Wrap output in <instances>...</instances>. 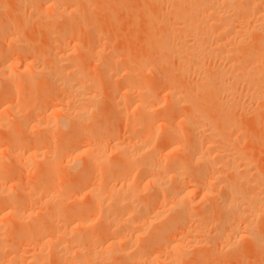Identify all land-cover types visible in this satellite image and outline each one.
Masks as SVG:
<instances>
[{
	"label": "bare ground",
	"instance_id": "obj_1",
	"mask_svg": "<svg viewBox=\"0 0 264 264\" xmlns=\"http://www.w3.org/2000/svg\"><path fill=\"white\" fill-rule=\"evenodd\" d=\"M21 1L18 2V5L21 6V9H22V6H24V5H21V4L24 3V2L26 3L27 1H24V2L23 1L21 2ZM46 1L47 0H45L44 2H46ZM66 1H68L69 4L66 3ZM76 1L77 0H72V1H69V0H48L47 1L48 2V5H47V2L45 3L47 5V7L44 5V3H43V5L46 8H48V12H50L51 14L47 18L46 16H48L49 13L46 14L45 13L46 11L44 12V10H43V12L46 14V16H44V17L47 20H51L53 22V24H56L57 21H61V22L63 21V23H64V21L67 20V17L66 18H63L61 20H60V18H62L61 16H64L63 14L67 10V8H65V7L67 6V4L69 5V9L67 11V14H68L69 11L71 12V14H75L74 11L75 12L78 11V10H75V8L77 9V6L79 7V5H76V7H75L74 3L75 4H78L77 2L79 0L77 2ZM97 1H99V0H97ZM143 1L146 4H148L145 0H143ZM151 1L152 0H149L148 2H151ZM157 1H159V0H157ZM157 1L156 0H153V2L155 4L151 2V3H149L151 5H147V6L144 5V2H143V6H145L146 8L149 6L150 9L153 10L154 8H151V7L153 5H156L158 3ZM20 2H21V4H19ZM63 2H64V4H63ZM159 2H161L160 3L161 5L160 4H157V6L158 5H160V7L162 6L160 10H162V8H164V10L166 9L167 12L166 11L165 12L167 14H169V16H168L169 18L167 17L168 19H164L163 18V16H165V14L162 11V13L164 15L162 14V16H159V19H161V20L158 19L159 21H157L158 13L161 14L160 12H158V11H160V10H158L159 6L158 7L155 6V8L157 7V9H156L157 11H151L149 9L148 12L146 10L144 11V13L145 12H147V13H145V14L143 13L145 19L147 17L145 15H148L149 18L146 19V22H148V25L150 24L151 27H153L152 26L153 24H152V22L147 21L148 19H150V20L153 19V23L155 21L154 19H156V21L159 22L162 25V27H161L162 31L160 29H158V30L156 29L158 31L157 33H159L160 31L161 32L159 33L160 34L159 38L157 37L158 36L157 33H156V35H154V38L157 37L156 38L157 40L153 38V40L155 42V43H153V45L154 44L156 45V43H157L158 46H159L158 48L155 46L157 49H160L161 51L164 50L165 51L164 53H166L168 55V57L171 56V58L173 59V61L175 60V58L177 59L176 61H178V62L176 63V65H177L178 69H176V70L178 71V73H181V74L184 75V73L182 71H184L185 69H187V71L189 69V71H188L189 73L191 72V70L193 72H195L198 75L197 76V79H198V77H200L199 78V82L200 83L202 82V84H200V83H196L195 82L197 80L193 81L192 83H194V82L196 83V85H195L196 88H200L199 85L205 86L204 85L205 83L203 81H201L200 79H203L204 78V81L206 80V88H207L206 91L207 92L206 91H203L204 94L206 93V98L201 103L202 104L203 103L205 104L206 103L205 100L207 99L206 100L207 103L210 102L209 103L210 105L207 104V103L205 104V106H207V108H208V106H209V108H211L213 106V104H214L215 107H217V109H218L217 111L218 112L216 110L215 111L217 113H220V115L218 114V116L221 118V120L217 116V113H214V114H213V112L211 113V111H214V107H213V109H209L211 111L208 110L209 113L207 111V113L209 114V115H207V117H209L211 115V116L214 117V119H216V116H217L218 117L217 119L221 121V122L220 121L218 122V124L220 126H219V128L215 127V126H217V122L214 123L215 125L214 124H211L209 122V120H206V116H203L205 119L204 118L202 119V117L201 118H196L195 116H197V115L195 113L196 112H199V110L196 111V109L194 108L196 112H194V109H193V112L192 113H194L195 115L190 114L192 116V117L190 116L191 117L190 119H192V121H190V122H193V117H195L194 118L195 121L202 119V122H201L202 125H203V123H204V125L206 123H208L209 125L208 124L207 125L209 127L205 125L207 127V129H208L206 131V128L205 129H202L204 127L201 128V126L199 125L200 123L197 122L198 124L195 125L194 128H192L194 126V124H196V122L194 121L195 123H193L192 124L193 126H191L188 123L189 122L188 121L189 119L188 118H185V120L187 122V123L185 122L186 123L185 125L188 124V126H191L190 129L191 130L193 129L192 131H188L189 133H191V134H189V136L190 135L191 136L188 139L189 140L191 139L192 142H191V145H186L187 146V149H186L184 147L185 144H186V143H184V141H186L184 139L186 137L184 138V136H182V133H181V136H179V134H180L179 131H178L179 134L177 135V132H175L177 130V127H175L174 132H172L175 136L174 135H173V137L171 136L172 135V133H171V130L172 129L171 128H172V126H175V123L174 122L177 121V120H181L179 122H182V121H184L182 119L185 117V115H183V113H181V116L182 117L180 116L179 117L180 119H178V115L180 114L181 111L178 110L177 112H173L174 110L176 111L177 109H179L182 105L180 106V104H177L180 101H178L177 99L174 98V94L176 92L174 93V91L172 90V92L170 91V92L167 93V99H169V102L167 100L166 103H169V105H167L166 103L165 104H166V109L168 108L167 110H169V111H166V112H168L167 115L169 117L170 116L172 117V115L175 116L176 113L178 115H176L177 118L176 117H172L171 119L167 116L169 118V120H171L170 122L172 124H174V125L171 126V123L168 122L169 120L167 122H165L166 124L168 123L169 126H170V128L166 129L167 131L170 129L169 130L170 131V134H169V132H167L168 133V136L167 135L165 136L167 138L169 137L168 138L169 141H168V146H167V143L165 144V146L163 144L161 146H164L163 148L169 147V149L171 151H180L184 147L185 149H183V150L184 151L187 150V151L186 152L181 151V153H179V154L182 155L184 153V154H186V157L180 156L181 157L180 158L178 156L179 157L178 158L176 155H175L176 158L175 157L172 158L171 157L172 155L171 156L169 155L170 157H168V154H170L168 152V150L165 149V151H164L163 148H161V147H160V149H162L163 152H165L164 155H163L162 150L160 151V153L159 152L158 153H154V152H157L158 151L157 147H154L157 150H153V146L154 145H152V149L150 147V149H151V151H149L150 153H148V154H146V155H144L142 157L143 153H145L146 150L144 152L143 149H142V151H143L142 152L141 151V148L147 146L148 144L142 146L139 143V141L141 142V140H142V142H144V144H146V142L147 143H149V142L148 141H146V142L144 141V140H146L145 137L142 138V139L140 138L141 140H139L138 138H136V137H139L138 135L135 134V133H137L136 131L134 133V136L132 134L133 132L132 133L131 132L130 133L128 132V131H131V129H133V127H135V126L137 127V125H135L137 119L134 120L135 121L134 126H132L131 129L129 128L130 130L127 131L129 134H132L131 137L132 136L134 137L133 139L127 138V139L131 140L127 144H125V142H124V144H122L123 142L117 141V142H120V143H109V144H111V145H109L108 142H110L111 139H113V142H114V137L113 136H116L117 134H115L116 132H115V130H113L112 127L111 128L110 127L108 128L107 127L108 125L106 123H101V124H105V127H107L108 130L111 129L110 131L107 130L106 134H105V132L104 133L103 132H100V128H102L104 130V127L101 124L100 125L102 127L101 126H100V128L98 127L99 128V131H98L97 125L96 126L94 125L95 129H93L94 127L93 128L91 127L92 130H93L91 132H86V131H84L83 128L82 129L80 128V126H83V124H81V123L82 122H85L83 120L84 119H86V120L88 119V118H84V114L85 113L82 112V111H85L86 110L85 109V106L87 108V106L90 107V105L96 103L95 101H94L95 103L93 102L94 96L92 97L89 94L91 92H93L94 90H96V89H97V91H102V89L99 87V84H97L96 82H93V81L90 82V79H88L89 80L88 83H90V84L93 83L95 85L92 84L93 86L92 85L89 86L87 83L82 84V81L83 82H87L88 81L86 78L82 77L83 75L80 76V75L77 74L76 71H75L76 74L73 73L72 71H70V70H73V68L72 69H69V71L67 70L69 68L68 67L69 64H68V66H66L65 63L68 62L69 59L66 61L65 58H67V57L65 56V52L68 49L67 50L66 49H63L62 46H61V48H60V46L58 47L60 50L54 48L55 50H58L59 52L61 50H63V51L65 50V52H63V51L60 52V53L58 51H54L53 53L49 52L47 54V58L48 59H46V60L49 61V58H50V62H48V61L46 62L45 59H40V61L41 60L43 61L42 63H40V62L37 63L36 62L38 65L36 67L34 66L35 67L34 70H35V74L36 75H34V73H33V75H34L33 77H36L37 78V76H39V78H37L39 80H37L36 82H34L35 86H33L32 88H29V86H28L27 88L31 89L32 91H36L37 92V90H38V92H40L39 89H40V87H42L41 88V92H42L43 89H44L43 87L46 86V85H49V87H48L49 89L45 88L47 90L45 93H42V94H40V93L38 94L37 93L36 96L38 98L36 96H33L34 99H35V100H33V102H31V103L24 102V103L28 104L26 106L29 109H31V110H32V106L33 105H36V108H38V110L41 112L40 106H43L42 102L44 103V105H46L45 103H47L50 100H52L51 98H52L53 94H55L57 91H58L57 93L60 92L61 94L59 93V96H57V97H60L62 95L60 98H62L61 101L64 102V105H63V107L61 106V110H59L60 109V106H59V109L57 111H59V112L61 111L60 113L62 114V116H60V118H62V120H61V122H59L60 120L57 121V122H59V123L56 124V128L57 129H54L55 126L52 129L53 130H59L60 131V134H61V132H64L68 136V139L69 138H72V142H73V140H75V139H73V137L75 138V136H76L77 138L74 141L75 144H77V143L80 144L81 141L78 142L77 140H80L79 137L81 135H82V137L84 135V138H86L85 141H88V142L90 141L91 142L92 140H94L96 142V144H94V143L93 144H94V147L96 145V147H95L96 150L93 149L94 147L92 148L93 149L92 150V149H87L85 146H84L85 147L84 150L83 149L82 150H79V148H82L83 146H80L78 148V150L80 151L81 154L82 153H85L87 155H91V154H93V151L94 150L97 151V152H99L98 150L100 149V152H99V153H101L100 154V157L97 158V160H95V161L97 162V164H101V166H103V170H100L99 175H98L99 180H98L97 183L95 182V185H94L96 187H99L97 185H100V187L97 190L99 192L93 193L95 191L94 188H93L94 191L91 189L92 192L89 194V196L92 194V199L95 198L94 200H96V202H95L96 205L95 206H96V209L97 210L95 211V214L96 215L93 217L92 220H94V218L96 217V220H99L101 223H104L103 225H106L107 226V227H104V229L107 228V230H105V232H102V233H104V235H106L105 233H107L106 239L104 238L105 236L103 238H101L102 241H104V239H105L104 242H106V243H103V244H106L105 247H106L107 251H106L105 247L103 246L101 248H104L105 250L101 249V251L103 250V251H106V252H103V251L101 252L99 250H98L99 251L98 253L95 252L94 249H95L96 246L93 247V244L95 245L94 241L96 239H94V237H93L94 234H92V233L89 234L87 232L85 234L83 232L82 235L80 233V236L78 235L77 237H72V242L69 241V240L68 241H65V240L68 239V238L66 239V236L67 235L65 234L66 236H62V239H63V237H65L64 242H66V243L67 242H69V243L71 242L70 243L71 246L68 247V245L64 244L66 246H63L62 245V247L61 248L59 247V249L58 248H55L56 245H58L57 243H59V242L54 243L55 241H53V240H55V239L58 238V237L56 238V236H57V235H55L56 233L53 235L54 236L53 237V236H50V234H48L49 232H47L46 230H43L42 229V231L47 232V234H46L47 236L45 234H42V231L39 230V229H41L40 227H42V226L38 225V223H37V225L39 227L36 226V230L33 229V230L36 231L35 234H37V235H35V239H37V237H38L39 241L40 240L41 241L43 240L45 245L46 244L52 245L54 243V246H55V247H53L55 249L54 251H56V249L58 250L56 252H53V253H57L58 252L57 253V256H54V257H59L60 258V261H61V259H63L64 261H65V259L67 261H68V259H70L69 261H71L72 264H74L73 263L74 260H72V258H69V257H72V256L74 257L75 256L72 253H74L73 250H74V247H76L75 250L77 249L76 252L77 253L79 252L78 255L79 254L81 255V253L83 255L84 254L83 251L86 253V254H84L83 257L85 259L88 257L87 259H88L89 262H87L85 260L87 264L91 263L92 261L93 262L100 261V262H102L100 264H105V261H109L112 258L113 259L111 261L112 262H115L114 261L115 260L114 259V255H115V257H118L119 258L118 261L116 260V264H133L135 262L137 264H140L142 261L143 262L145 261L147 264H149L148 262L151 263V261H153L152 259H153V257L156 256L155 255L156 253H154L153 257H151L152 254L150 255V253H148L147 255L146 254L143 255V252L145 253V251H143L144 248H138V249H136V246H135V244H136L135 243V240L136 239H140V238L142 239L143 237H145L147 235L146 236V238H147L146 239L147 240L146 241L147 246L145 245L144 247H146L147 250H149V252L152 251L150 249H156V250H159L158 251L159 254L162 251H164L162 253H164L163 255H165V253H169L167 251H170V254L172 256L170 254H168L169 255L168 257H170V256L171 257L174 256V257L172 258L173 260L171 262H169V260H168L170 258H167V262L169 264L170 263L171 264H187L186 262H188L189 264H191L190 262H192L191 261L192 259L190 258L191 260L188 261V257H190L189 254H191L192 252L190 253L189 250L192 248L191 250L193 251L194 248L191 245H193V246L194 245H197V243H199V241H197V243H194V244L193 243L192 244L190 243L191 244L190 245L191 248L188 249L187 246H184L185 243L184 244L182 243L181 238L183 236H187V234H191L192 235V236H190V235L188 236V237H190V239H192L193 237H196V236H193L194 233H189L190 232V229H191V231L194 232L195 226H194V229L192 228V226L194 224H196V227L197 226L199 227L198 233H199V230L201 232L203 231V229L201 227H205V230H206V227L207 226L209 227V225H210L209 224L210 221L208 219L209 218L210 219L211 218H214V217H212L213 216V213H211L212 216L209 215L210 214V210H212V209L214 210V208H217V209H220L221 208L223 210L228 211L227 213H224L225 214V217L224 218H226L227 221L229 222L228 223L229 226L227 225V228H226V225L225 224H227V221L225 223V222H223L224 220H222V221L219 220V222H218L219 224H218L216 218H214L215 221H213V219H211L212 222H215L216 224H218V226H215V227L219 228L220 227V224H223V226H225L226 229L224 228V230H223L221 228V227H223L222 225L219 228L220 230L218 229L219 230L218 233H217V231H218L217 228L215 229V231H216L215 233H217V237H216V234H214V236L216 238L215 237L213 238V236H211V238L214 239V240L212 239L213 240V243H215L214 241L218 242V243H215V244L211 243V239L209 240V238L207 237V234L208 233L204 230L207 233L206 236H205V238L207 237L208 239L207 238L206 239L204 238V239H200V240H205L203 242H206V240H208L207 241L208 243L207 242L204 243V244L202 243L204 246L202 244H199V246H197V247H199V248L205 247L204 249L206 251L208 250L207 252H211L210 249L211 250H214V249L216 250L217 248L220 249L219 248L220 247L219 245L221 243H223L221 245H226V248L228 249V251L230 249H233V251H234V248H235V247H233L234 245L231 246L230 244L228 245V243H231L230 241L234 237L233 235H236V234H239V233H245V237L252 240V241H250L251 243H253L255 241V243L256 242H259V244L260 243L262 244L264 242V240H260L259 237L256 236V234L253 232L254 230L252 229V226L250 224L251 221H252V219L255 218V217L256 218H260V221L262 220V222L264 221V177H261L262 176V173L260 172V171H262V169L260 167H256V165L259 164L258 163L259 161L256 160V162L258 164L256 163V165H255V163H254L255 160L252 161V158H253V157H251L252 155L249 156V155H245L246 153L245 154L244 153H241V151L239 150V145H238L237 148H235V146H237V144H236L237 141H239L238 139H240V138H237L239 135H237V137H236L237 138V141H234V142H236V143H234L232 141V139H229L227 137L228 136L227 133L228 132H231V131H228V130L225 131L226 129H233V128L235 129V127H236V129L238 128L237 130H240L241 129V131H239V132L242 135V133H245V131H248L249 132V131L253 130L254 127H255V129L258 128V130H260L261 131V134L264 136V134H263L264 133V129H263L264 127H261L262 125L260 126V124H262V122L264 121V0H160ZM65 3H66V6H65ZM70 3H72V4H70ZM101 3H98V4H101ZM102 4L104 5L105 2L102 3ZM123 5H126V4H123ZM97 6L100 7V5H97ZM105 6H106V4H105ZM119 6H120V4H119ZM130 6H131V4H130ZM18 9L20 10V7H18ZM18 9H17L18 12L16 11V14L18 13L21 17H22L21 14H23V16H26L28 14V12H27V14L24 15V13H26V11L23 10L24 11L23 12L22 10H20V11L23 12L22 13ZM99 10H101V8ZM104 11H106V10H104ZM70 12H69V14H70ZM67 14H65V16ZM59 15H60V18H59ZM67 21H65V23H67ZM51 23H49V21H48V24H50L51 27H53V25ZM159 23H157L158 27H159ZM61 24H60V26H62ZM1 25L5 26L6 24L4 25L3 23H1ZM58 25L59 24H57L56 26H58ZM60 26H59V29H62ZM91 27H93V26H91ZM96 27H93L95 30H93V28H91V31L93 30L91 32L93 35H92V37H90V35H89V37L90 38H93V37L94 38H97V35H98L99 36L98 38L100 39L101 38L100 36H102V33L98 29H97L98 31H96ZM156 27H153V28L155 29ZM53 29H56L55 26H54ZM65 29L63 31H65ZM51 32L49 33V34H51L50 36H52V33ZM61 33H63V32L62 31L60 32V30H59V32H56L54 34H55V36L58 34L57 37H60V40H62L61 38L65 37V34L62 37V34ZM71 34L72 33L70 32V35ZM106 34H108V32H106ZM103 37H104V35H103ZM151 37H149V38H151ZM0 38H2V37H0ZM9 38L6 35L1 40H3V41L6 42ZM93 41L94 42H93V44H91L92 47H90V49H89V46L86 47V45H83L81 47L82 48H87L88 50L87 49H82V48H79L77 50H85V52L87 51L89 54H91L90 57H93V58L95 56H97V58L95 57L94 59H98L97 62H99V66L102 67V69L104 70L103 73H105L107 75V77H106L107 82L109 81V83H110V85L107 86V88H109L108 91L110 89L112 91V87L111 86H112V83L113 82L110 81V80H108V78H110L108 76V73H112V71H113L114 74L113 73L112 74L113 75H116L115 73H117L118 71L115 72L114 70H116V68H114V67L112 68L113 70L110 69V66L112 67L115 64H118L116 62H120V60L119 61L117 60L118 59L117 58L118 56H117L116 57L117 59L114 57L115 60H116L114 62V60H112L113 57L112 58L108 57V55L105 53V51H104V49H103L102 46H100V49H99L98 44L101 45L102 43H98V42H100L99 40H97V42H95V40L93 39ZM94 43L95 44L98 43V44L96 46H94ZM160 44H161L162 48L160 47ZM74 47L75 46H73V48ZM71 48H72V46H71ZM156 48H155V50H156ZM52 49H50V50H52ZM109 53H111V52H109ZM142 53H144V52H142ZM164 53H163V56L166 55ZM17 54H19V53L17 52ZM66 54H68V53H66ZM93 54H94V56H93ZM159 55L162 56V54H159ZM133 56H135V55H133ZM151 56L153 57V55H151ZM161 56H158V57L161 58ZM163 56H162V58L165 57V60H166L167 57L166 56L163 57ZM76 57H78V56H76ZM158 57H156L157 59L155 58L157 61H154L153 62L154 65L155 64L157 65V63L159 65L160 64L162 65V64H164V63L167 62V60H166V62L164 60V62L162 63V59H160V58L159 59H160L161 63L158 62L159 61ZM1 58L3 59V56ZM143 58L144 57H142L141 59H143ZM119 59H122V58H119ZM146 59H147V57H146ZM148 59L150 60V57H148ZM153 59L154 58H151V61H153ZM11 60L12 59H10V61ZM149 60L147 62H150ZM2 61H3V63L0 62L1 63L0 66H2V67H4V66L7 67L8 66L10 68H13V67H11L14 64V63H12V61L11 62H8V63H7L8 60L7 61L6 60H2ZM112 62L115 63V64L112 65L113 64ZM123 62H125V61H123ZM135 62L138 63L137 61H135ZM147 62H145V61L142 60L139 63V66L138 67H141L142 69L146 70L147 73L151 72V75L153 73V76L154 75L159 76V75L162 74L161 73L162 72L161 71V68H158V65L157 66L156 65L155 66L153 65V67L152 66L150 67V65H152L153 63L152 62L147 63ZM6 63H7V65H6ZM144 63H146L147 65H149L148 69H146L147 68V65H145L146 68H144L145 67L143 65ZM140 64H141V66H140ZM72 66H75V64H73ZM100 67L98 69H100ZM134 67H135V65H134ZM138 67H136V68H138ZM75 68H76V66H75ZM141 68L140 69L138 68V70L141 71L142 70ZM1 69H0V94L6 88L8 89L7 80L5 78V75L2 73ZM76 69L78 70V68H76ZM132 69H134V68H132ZM159 69H160L161 72H159ZM117 70H118V68H117ZM158 72L160 73L159 75L158 74H155V73H158ZM184 72H186V71H184ZM188 72H186L185 74H187ZM127 73L128 72H126V75H127ZM83 74H85V73H83ZM138 74H133L132 76L138 75ZM142 74H144V73L140 72V75H142ZM109 75H111V74H109ZM153 76H152V78H153ZM187 76L190 77L192 75L191 74L190 75L188 74ZM155 77L156 76H154V78ZM129 78L132 79V77H129ZM84 79H86V81H84ZM139 80L141 81V79H139ZM190 80H191V78H190ZM132 81H134V82L132 84H128L129 86L126 84L128 86L127 92L128 93L132 92L131 94H133V92H135V93L137 92L138 95H136L135 93L134 94L136 96H138V99L133 94L134 97L137 100H130L129 101V106H133L134 105L133 106V108H135L134 110H137V112L139 111L138 114H139V116H141L140 117L141 119H139V117H138V119H139L138 120V122H139L138 125L141 124L140 127L142 126V124H144V121H145V125H151L149 123L146 124V122H151L152 124L154 122L153 120H150V119H152L153 115H152V117H150L149 116L150 114H147V113H149L147 111H151L152 108L150 109L151 105H149L148 103L145 102V101H148L149 98H151L150 97L151 94H147L149 92H145V91H149V90H145L144 91L143 88H142V91H144L146 93V95H148L145 98H148L149 97L148 100L147 99L144 100L145 98H143V96H145V94L141 91V88H140V87H142V86H140L141 82L140 83L138 82L137 76H136V78L132 79ZM135 81L138 82V84ZM102 82H103V80H102ZM107 82H105L106 84L105 83L104 84L105 85H108L109 83L107 84ZM145 82H144V85H145ZM49 83L53 86V91L51 90L52 87H51V85ZM125 83H130V82L129 81L126 82V80H125ZM81 84L83 85L84 88H82ZM86 84L91 89L93 87V90H91L90 93H88V96H87L86 93H85L86 94L85 95L83 93V91H82V89L83 90L86 89V86H87ZM57 85H59V86H57ZM137 85H139L140 87H138ZM20 86L21 85H17V86L16 85L15 86L10 85V90H12L13 87H14V89L16 88L17 90L19 88L21 89ZM88 86H87V88H89ZM100 86H101V84H100ZM189 86H190V84H189ZM202 86H201V88H203L202 90L206 89L205 87H202ZM22 87H23V85H22ZM50 87H51V89H50ZM90 88L88 90H90ZM201 88H200V90L197 89V90H199L198 92H202ZM195 89H193V90H195ZM23 90H24V87H23ZM88 90H85V91H88ZM97 91H95V92L97 93ZM189 91L193 93V91H191L190 89H189ZM53 92H55V93H53ZM96 93H91V94L92 95L94 94V95L98 96L102 92L101 93L99 92L98 95ZM128 93H124L125 94L124 96H126V94H128ZM141 93H143V95ZM172 93H174V94H172ZM192 93L190 95H192ZM29 94H30V92H29ZM140 94L142 95V97H140ZM38 95L39 96L41 95V96L39 97ZM168 96H169V98H168ZM207 96H209L211 100ZM129 97H127V98H129ZM240 97H242L241 100L243 99V97H246L245 99H248V103L247 102L245 103V101H243V102L241 101L242 104H240L239 99H238ZM79 98H82L81 100H83V98H85V99L87 98V99H89L88 101H92V102H90V103L88 102V104H89L88 105L87 104V100H83L86 103H84L83 101H81V102H83V104L82 105H77L80 108L79 110H76L74 108H71L70 106L73 107L72 102L76 101ZM190 98H192V97L190 96ZM90 99H92V100H90ZM129 99H131V98H129ZM186 99H189V98H186ZM245 99H243V100H245ZM98 100H96V101H98ZM138 100H140V101H138ZM78 101H76V102H78ZM185 101L186 102L192 101V103H194V99H191V100H188V101L185 100ZM249 101H251V104H252L253 101H257L256 102L257 105L259 104L258 107L253 109V107L251 105H249L250 104ZM35 102H36V104H35ZM195 102L197 103V100H195ZM125 103H127V102H125ZM75 104H77V103H74V105ZM115 104H116V102H115ZM115 104L113 102H111V105L114 106L113 109H112V111H113V114L112 115L115 114V112H116L115 110L118 109V106H121L122 105V104L120 105V102H119V105L118 106L115 105ZM117 104H118V102H117ZM176 104H177V106L175 108H173V109L171 107H170V109H169V107H167V106H172L173 107ZM187 104H189V103H187ZM38 105H39V107H38ZM49 105H47V107H51V105L50 106ZM192 105H194V104H189L188 106H190V108L191 107L192 108L193 107H196V106H192ZM81 106H83L84 108L81 107ZM92 106L94 107L95 105H92ZM115 106H116L117 109L115 108ZM148 106H150L149 107L150 110H147L146 111V107L148 108ZM93 107H90V110L93 109ZM121 107H124V106H121ZM198 107H196V108H198ZM75 108H77V107H75ZM81 108H83V110ZM114 108H115V110H114ZM120 109L121 108H119V110H118V112H119L118 114L119 115H120ZM122 109H121V115H120L121 117H122V114H123L122 112H124V111H122ZM171 109L173 111H170ZM31 110H30V112L27 111V112H29L27 115H29V114L31 115V113L33 114V111H35L36 109L33 110L32 112H31ZM90 110H86V111H88L90 113L92 111V110L91 111ZM52 111L54 112L53 109H52ZM145 111L147 113H145ZM126 112L127 111H125V114L124 115H126ZM89 113L87 114V117H88V115H91L92 114V113H90V114ZM132 113L133 112L131 111V114ZM142 113H144V116L143 115H140ZM236 113L244 114L243 115L244 117L238 114L239 116H241V118L240 117L235 118L236 117ZM42 114H43V112H42ZM118 114L116 113L114 116L119 117ZM161 114H164V113H161ZM200 115L201 114H198V116H200ZM245 115H249L252 118V119H249V121L252 120L250 122L252 124V126H251V124L248 125V123H249L248 122V119H247L248 116L246 117ZM132 116H130V117H132ZM134 116H136V114ZM211 116L209 117L210 119H212ZM30 117H31L30 119L33 118L32 116H30ZM127 117H128V115H127ZM161 118H163V117H161ZM173 118H176L175 121L172 120ZM243 118H245V120ZM22 119H23L24 122L21 121L22 122L21 124L19 122V128H21V130L23 128H26V129L29 128L31 131L34 130L35 133H36L37 131L40 130L39 128H41V126L44 125V123H43V125H41L42 123H40V121L39 122H35L34 120L28 121L29 118L25 119L24 116H23ZM119 119H120V117H119ZM122 119H124V118H122ZM134 119H135V117H134ZM144 119H146L147 121L144 120ZM235 119H238V120L240 119V121L238 122ZM25 120H27V121H25ZM131 120H132V118H131ZM142 120H144V121H142ZM216 120H213L212 119L211 122L213 123V121L215 122ZM110 121H111V124H112L113 121L112 120H110ZM115 121H117V120L115 119ZM205 121H207V122H205ZM236 121L238 123L241 122L240 124H237V125H241V124L243 125V124H245L243 122H246L247 123V126L248 127L251 126V128H253V129L248 128L247 130H245V128H247L246 125L240 126V127L244 128L243 129L244 132H243L242 128H239V126L236 125V123H237ZM47 122H48L49 127H50L51 126L50 125L51 124L50 123L51 121L50 122L47 121ZM45 123H46V121H45ZM54 123H52V124H54ZM85 123L87 124V122H85ZM94 123L96 124V122H94ZM132 123H133V120H132ZM89 124L90 125L93 124L92 123V120H91V122ZM89 124L87 125L88 127L87 126H84L85 127V130L87 128V131H89L88 129L90 128ZM97 124L99 125V123H97ZM263 124H264V122H263ZM0 125H2V124H0ZM112 125H114V124H112ZM259 126H260V128H259ZM147 127H146V129H147ZM149 127H151V126H149ZM1 128H3V127H1ZM5 128H7V127L4 126V128H3L5 130V132L9 131V129L6 131ZM221 129L222 130L224 129L223 133L224 134H227V135H225L226 137L223 134H221V132H222ZM234 129L232 131L235 132V133L237 132V134H238V131L237 130H234ZM16 130L14 132L18 133ZM105 130H106V128H105ZM133 130H135V129H133ZM178 130H180V128H178ZM7 133L8 134H11V135L13 134L11 130L9 132H7ZM40 133H39V135H40ZM257 133L258 132H256V134ZM259 133H258V135H259ZM86 134H87L88 137L86 136ZM183 134H186V133H183ZM230 134H232V133H229V135ZM245 134H247V133H245ZM249 134H251V133H248L247 135H249ZM254 134H255V132L253 134L249 135V136L252 137L251 140H253L254 137L255 138L258 137V136H255ZM261 134L259 135V137L257 139H263V136ZM16 135L14 134V135L11 136V138H13V139H11L12 140V145L17 146V147L18 146L21 147L24 142H22V144H20L21 141H19L18 138H14L13 137V136H16ZM232 135H230V136H232ZM63 136H64V134H63ZM67 136L65 138H67ZM146 136L150 138V136H148V135H146ZM177 136H179V137L177 138ZM16 137H19V135H17ZM60 137H61V135H60ZM180 137H183L184 139L183 138L180 139ZM232 137L234 138V136H232ZM53 138H54V136H53ZM87 138L88 139L89 138L90 139L92 138V139L91 140L90 139L88 140ZM170 138H171V140H170ZM236 138L233 139V140H236ZM182 139L184 140L183 142L181 141ZM61 140L62 141H60V143L62 142L63 144H65L63 142L65 140H63V139H61ZM217 140H218V142L220 141L221 143H224V147L226 148V150H230V151L223 150L224 147H222V151H219L221 149L220 146H223V145L221 143L219 144L217 142ZM105 141L107 142L108 145L104 144ZM126 141H128V140H126ZM65 142H68V141H65ZM165 142H167V141L165 140ZM215 142H217V144H219V145L217 146V144ZM260 142H262V141H260ZM227 143L229 144V146H226V145H228ZM253 143H255V142H253ZM259 143H257V144H259ZM63 144H62V147H64V148H61L60 149V151L61 150L63 151V152L61 151L62 153H60L62 155L67 150H69V149L72 150L74 148V146L72 147L71 146L72 144H70L69 142H68V146L70 148L66 146L67 143L64 146H63ZM79 144H78V146H79ZM81 144H83V143L81 142ZM89 144H92V143H89ZM37 145H39V144H37ZM215 145H216V147H215ZM65 146L67 148H69V149H67V148L65 149ZM90 146L91 145H89L88 147H90ZM171 146H172V148H170ZM188 146H189V148H188ZM232 146H233V148L227 149L228 147L230 148ZM76 147H77V145H76ZM218 147H219V150L217 149ZM148 148H149V146H148ZM250 149H252V148H250ZM250 149H249V151H250ZM58 150H56V151H58ZM147 150H149V149H147ZM253 150H254V148H253ZM6 151L7 150H4L2 152H6ZM9 151L12 152L11 150H9ZM107 151L109 153H112V156H114V157L117 155V157H115V158H117V159L119 158L122 162H126L127 163L126 165H128L130 163L128 165V167L131 166V165L134 166L135 171H133V172H134V175L137 173L136 174L137 176H133V172H132L133 168L131 169V167H130L131 170H129V171L132 172V177L133 178L136 177L135 178V181H136L135 184L138 185V186L135 185L136 188L133 187V186L131 187V185H129V183H128L129 181H127L125 179H122V178H127V174H130L129 171H128V173H126V170L129 169V168L123 169V167L120 168V166H117L116 164H114V166L111 165V164L108 165L109 162L107 160H106V165H105V158H107L105 156V154L108 153ZM166 151H167V153H166ZM14 152H15V150H14ZM59 152H58V154H59ZM68 152L69 151H67V153ZM74 152H77L78 153V151H74ZM74 152H69V153H74ZM141 152H142V154H141ZM244 152H247V151L245 150ZM255 152H257V151H255ZM173 153L174 152H172V154ZM12 154H14V153H12ZM16 154L17 153L15 152V156H13L14 159L16 157ZM35 154H36V152H35ZM96 154L97 153H95V155ZM255 154H257V153H255ZM25 155H26V158H27V154H25ZM71 155L72 156H69L70 158L75 156L73 154H71ZM140 155H141V158H140ZM30 156H32L31 153H29V157ZM85 156L86 155H84V157ZM110 156H111V154H110ZM17 157H18V154H17ZM34 157L36 158V156H34ZM78 157H80V156L77 155L73 159H76L77 160ZM48 158H49V156H48ZM80 158H83V157H80ZM14 159H11V160H14ZM88 159L85 162L88 163L89 160H90V159L89 160ZM28 160L31 162L30 159H28ZM51 160H52V158H51ZM54 160L56 161V159H54ZM78 160H79V158H78ZM95 161H93V162L91 161L92 163L89 162V166L90 167H89L88 170L90 172L89 171H85V170L84 171L83 170L82 171H79V170H81L80 167H82V168H84V167L83 166H80L79 164L76 165V166L79 165L78 166L79 168L78 169H75L78 173L75 172V170H74V172L76 173L75 174L76 175L75 176V179H78V180H76V182H78L76 184H80L79 186L74 185L75 188H76V190L83 191L84 190L83 188H85V187L86 188H89V187H87V184H85V182L87 180L89 182L90 180H89V178H87V180H86V176L85 175H87L86 173H90L89 175L93 174V171L90 170V168H91V166L93 165V163ZM263 162L264 161H262V163ZM90 164H92V165H90ZM52 165H54V164H52ZM84 165H86V163ZM192 165H194L196 168L199 169V170H197L195 168L197 170L196 171L197 174H195L194 176H193V174H190V172H192L191 167L194 169V166H192ZM260 165L261 164H259V166ZM73 166H75V165H73ZM95 166L98 167L97 165L94 164V166H92L91 169H93V167H95ZM96 167L94 169V176L97 175ZM2 168H4V167L0 166V169H2ZM47 168H49V167H47ZM71 168H73V167L70 166V169ZM87 168H88V165H87ZM50 169L53 170L52 167H50ZM50 169H47V170L51 171ZM98 170H99V168L97 169V171ZM225 170L229 174L231 173L232 175H229L228 173H225L226 172ZM70 171H72V169ZM221 171L224 172L223 174L225 175V177L227 175H229V176L226 177V179H228L230 177V180L229 179L228 180H225L224 179L225 178L224 175H221L219 173ZM53 173H54V170H53ZM95 173H96V175H95ZM188 173L190 175H192L193 177L190 176ZM187 174L190 176V180L193 178V184H192V180H191V186L193 187L194 190L188 188L190 186V184L187 187L184 186V185H186L185 182H184L185 180H188L186 182H190L189 179H185V176H188ZM218 174H220L223 177V178H221V176H220V178L222 180L219 178ZM2 175H4V174H2ZM2 178H4V177H2ZM2 178H0V197H2L3 194H5V190L2 189V187H3V184L1 182ZM47 178H49V177H47ZM47 178H45V179H47ZM50 178H51V181H52V176H50ZM120 179L122 181H120ZM119 181H120V184L117 185ZM212 181L217 182V184L216 183L213 184ZM7 183H9V182H7ZM14 183H16V182L14 181ZM49 183L47 185H50V184H52V186L54 185L53 184V181H52V183H50V184ZM210 183L213 186H211ZM91 184H92V182H91ZM47 185L46 184H45V186H42L41 185V188L44 187L47 190V188L49 187ZM55 185H56V183H55ZM207 185H209V186H207ZM214 185H216V187H214ZM217 185H218V188L220 189V193L219 194L218 193L217 194L216 193H213L214 189H216V190L218 189L217 188ZM210 186H211L210 189L213 190V191H211L209 189ZM81 187H83V188L81 189ZM213 187H214V189H213ZM55 188H53V189L55 190ZM186 188L189 189V191ZM45 189L43 191L44 194H47L48 191L50 192V190L54 191L53 189H49L47 191ZM79 189H81V190H79ZM219 189H218V192H219ZM7 190H9V189H7ZM39 190H41V189H39ZM85 190L89 191L88 189H85ZM10 191L12 192L11 189H10ZM37 191H38V189H37ZM78 191H77V193L79 194ZM186 191L188 192V197L189 196L190 197L193 196L194 193L190 195V193H192V192H197V193L198 192H201L202 194L200 193V195H202L203 198L201 197L200 199H197V200L200 201L201 199H204V198H210V203L211 204L208 203L209 200L206 203V201H205L206 199H204V200H202V201H205V203L202 204L203 205L202 206V209L201 210L199 209L200 210L199 212L193 210V208H196V207H199V206L201 207V205L198 204V203H201V202H198L197 203V201H196V203H197L196 205L197 206H195L193 203L191 204L192 200H189V199L187 200L185 198V194L187 193ZM59 193L60 192L59 191L57 192L56 190H55V193H53V192L52 193H49V196L47 195L48 196L47 197L48 200L51 201L52 198L50 199V196L53 197L52 194H59ZM73 193H75V192H73ZM87 193H89V192H87ZM12 195L10 196V193H9V196L10 197L7 196V195H5V199L8 200V201L10 199H13V197H15V196L14 195L12 196ZM38 195H37V197H38ZM93 195H94V198H93ZM142 195H143V198L140 197ZM70 196H72V195H70ZM38 198H40V197H38ZM45 198H46V196H45ZM75 198H76V196H75ZM80 198H82V197H80ZM140 198H142V200ZM191 198L193 199L194 197H191ZM0 199H2V198H0ZM17 199H19V198L17 197ZM28 201H30V200H28ZM38 201H41V200H38ZM57 201H58V199H57ZM78 201L79 200L77 199V202ZM16 202H15V205H17L20 208L19 204H16ZM12 203H13V201H12ZM12 203H11V205L13 206L14 203L13 204ZM23 203H24V201H23ZM4 204H5V202H4ZM156 204H159V206L161 204V207H162V204H164V205H167L168 204L169 205L168 206L169 207L168 210H169V213H170L171 216H169V218H166V220H168L169 222L168 221L166 222V220H165V222H164L165 226H164V224H161L163 227L162 226L161 227H155V226L152 227L151 226V225H155V222L157 220H159L158 219L159 218V215H161V214H158L161 211V209H160V211L159 210H157V212L155 211V207H156V209H158L157 208L158 205H156ZM204 204H205V207H204ZM7 205L10 206L9 202H8V204L5 205V208H6ZM15 205L13 207H15ZM50 205H51V203H50ZM164 205H163V207H164ZM193 205L195 207H192ZM209 205H211V207ZM45 206H47V205H45ZM57 206H59V205L57 204ZM206 206H209L210 208L209 207H206ZM18 207H17V209H18ZM47 207H49V206H47ZM65 207L67 208V206H65ZM161 207H159V208H161ZM165 207H167V206H165ZM165 207H164L163 211L166 210ZM9 208L10 207H8V209ZM53 208L54 207H52V209H51V211H52V217H56V219L58 218L57 221H61V222L62 221H66V222L63 223L64 226H65V224H68L69 222H71L73 220V218L76 216L75 214H73V212H74L73 210H72V212L71 211H67V210H63V209L62 210H59L61 207L56 208V206H55L54 209ZM12 209H9V210H12ZM20 209H18V210L20 211ZM92 209L94 211L95 207H93ZM9 210H7V211H9ZM37 210L39 211L38 208H37ZM42 210H43V208H42ZM223 210H221L222 214H223ZM12 211H14L16 213L19 212V211L16 210V207ZM46 211L48 213V210H46ZM214 211H216V209ZM226 211H224V212H226ZM36 212L35 213H32V214H37L38 215V213H36ZM82 212H84V211H82ZM155 212H156V214H155ZM166 212H165V214L162 213V215L163 214L166 215ZM221 212H220V215H222ZM16 213L10 212V215H11L12 218L19 219L20 218L19 216H21V215L16 214ZM29 213L31 214V212H29ZM78 213H80V212H78ZM152 213H153V215H152ZM169 213L167 212V215H166L167 217H168ZM91 214H93V213H91ZM91 214H89V215H91ZM214 214H216V213H214ZM2 215H3V213H2ZM125 215H127V216H125ZM150 215L152 217H150ZM207 215L209 216V218H206V217H208ZM38 216L40 217V215H38ZM49 216H51V215H49ZM216 216H218V215H216ZM26 217H27V215H26ZM45 217L48 218L47 215H45ZM29 218H30V216H29ZM60 218H62L63 220H61ZM71 218H72V220H71ZM221 218H223V215L221 216ZM8 219H9V217H8ZM23 219H25L24 218V215L22 217V220ZM52 219H50V221ZM86 219H87V217H86ZM160 219H161V217H160ZM14 221H16V220H14ZM76 221H77V219H76ZM80 221H82V220H80ZM220 221L223 222V223H220ZM19 222H21V220ZM27 222H29V221H27ZM45 222H46V219H45ZM204 223H207V226L206 225L204 226ZM4 224H6V223H4ZM29 224H30V222H29ZM34 224H32L31 226H33ZM41 224H43V223H41ZM49 224H50V222H49ZM71 224H72V222L69 223V225H71ZM7 225L9 227V229H10L12 227H15L16 224L15 225L13 224L14 226H11L9 224H7ZM81 225L82 224H80V223L75 224V226H77V227H81ZM85 225H87V224H85ZM49 226L50 225L45 226V228L44 227H42V228L46 229V227L49 228ZM145 226H147V227L151 226V228H153V229H152V231H151V233L149 235L146 234V235L143 236V234L140 233V230H143V229L144 230H147V231H145V233H146V232H148V229L150 228L149 227L147 229ZM156 226H158V225H156ZM8 227H6V228H8ZM61 227H62V224H61V226H59V228L61 229ZM143 227H145L146 229L143 228ZM2 228H4V227L2 226ZM2 228L0 230H1V232H4L6 228H4L3 230H2ZM63 228H65V227H63ZM140 228H143V229H140ZM261 228L262 229L264 228V224L262 225V227H259L258 229H261ZM13 229L16 232L17 231L18 232L19 231L21 232V230H19L20 228H18L17 230L15 228H13ZM13 229H12V231H14ZM104 229H101V231L102 230L104 231ZM37 230L41 231V233H38ZM15 231H14V235H15ZM49 231L51 232L50 229H49ZM66 231L64 230V232H66ZM257 231H258L257 234H259V230H257ZM262 231H264V229ZM18 232L16 234H18ZM20 232H19V235H21V237H22V235H23V237H27V236H24V234H25L24 231H22L23 232L22 234H20ZM57 232H58V230H57ZM141 232H143V231H141ZM201 232L199 234H201ZM69 233H71V232H69ZM77 233H79V232H77ZM211 233H214V232L211 231ZM32 234L33 233H31V235ZM3 235L5 236V233ZM14 235H11V237L14 236ZM19 235H17V236L15 235V237H18V239L21 240V238H20ZM239 235H241V234H239ZM8 236H9V234L7 235V237ZM33 236H31V240H32V237ZM58 236H59V234H58ZM149 236H150V239H149ZM1 237H3V236H1ZM15 237H13V238H15ZM99 237H101V236L99 235ZM179 237H181V238L179 239ZM235 238L236 237H234V239ZM237 238H238V236H237ZM18 239H17V241H18ZM25 239H27V238H25ZM35 239H33V240L35 241ZM60 239L61 238H58V240H60ZM62 239L60 240V242L63 243V240ZM193 239H196V238H193ZM234 239H232V240H234ZM242 239H245V238H242ZM27 240H30V239H27ZM98 240H100V239H98ZM184 240H186V239H184ZM7 241H9V239ZM17 241H14V243H16ZM187 241H189V240L187 239ZM3 242H4V240H2V238H0V252H3L4 253L6 250L3 251V248L4 247L6 248L7 246H9L10 245L9 243H11L12 241H9V243H7V242L6 243L5 242L3 243ZM30 242H33V241H30ZM35 242H33V243H35ZM247 242H249V241H246V243ZM250 242L248 243V245L250 244L249 247H251V243ZM33 243H31V244H33ZM84 243H86L85 244L86 245L85 247H84ZM98 243H99V241L97 242L96 245H98ZM1 244L2 245L4 244V245L2 246ZM200 245H202V246H200ZM32 246H34V245H32ZM37 246H39V245H37ZM41 246H43V245H41ZM59 246H61V245H59ZM90 246L93 247L94 249H91ZM140 246H142V245H140ZM206 246L209 247L210 249L209 248H206ZM9 247H11V246H9ZM99 247L100 246H98L97 248L99 249ZM222 247H224V246H222ZM222 247H221V250H222ZM11 248H13V247H11ZM146 248H145V250H146ZM199 248L198 249L195 248L194 249L195 250L194 253H196V252L203 253V251L200 250ZM226 248H225V250H226ZM15 250H17V249L15 248ZM37 250H38V248H37ZM51 250L49 252H52ZM108 250L110 251V253H113V256L108 253L109 252ZM141 250H142V253H141ZM196 250H198V251H196ZM9 251H10V248H9ZM228 251H227V253H228ZM17 252H18V250H17ZM26 252H27L26 250L25 251L23 250V253H25V255L28 253V252L27 253ZM153 252H154V250H153ZM194 253H192V254L194 255ZM261 253H262V251H261ZM0 254H2V253H0ZM7 254L10 255L11 253L7 251ZM52 255H54V254H52ZM70 255H72V256H70ZM3 256H1V259L3 258L2 260H4V257ZM159 256H161V255H159ZM258 256H259V254H258ZM39 257H41V256H39ZM80 257L78 259L79 261H81L80 260ZM44 258H45V254H44L43 258L41 257V260L44 259ZM150 258H152V259H150ZM162 258H165V257L163 256ZM14 259H15V257L13 256V259L12 260H14ZM36 259L38 260L39 258L36 257ZM20 260H22V258ZM20 260H18V261H20ZM29 260H32V259L29 258L28 261ZM51 260H53V259H51ZM78 260H75V261L78 262ZM90 260H91V262H90ZM263 260L264 259H262V261ZM9 261H10V259H9ZM9 261L6 262V263L12 264L13 261H10V262ZM39 261H40V259H39ZM54 261H58V258H56V260H54ZM85 261H84V263H85ZM157 261H159V259ZM160 261H162V260H160ZM164 261H166V260H164ZM164 261H162V262H164ZM258 261H259V259H258ZM71 262H69L68 264H70ZM112 262H110V263H112ZM138 262H140V263H138ZM6 263L3 262V264H6ZM33 263H34V261H33ZM58 263H59V261L57 262V264ZM62 263L64 264V262H61V264ZM106 263H108V262H106ZM153 263H154V261L151 264H153ZM164 263L166 264V262H164ZM14 264H18V262L17 263H14ZM38 264H40V263H38ZM65 264H66V261H65ZM78 264H80V263L78 262ZM156 264H158V263H156ZM161 264H163V263H161Z\"/></svg>",
	"mask_w": 264,
	"mask_h": 264
},
{
	"label": "rangeland",
	"instance_id": "obj_2",
	"mask_svg": "<svg viewBox=\"0 0 264 264\" xmlns=\"http://www.w3.org/2000/svg\"><path fill=\"white\" fill-rule=\"evenodd\" d=\"M19 1H21V0H0V37H4V36H8V40L5 42V41H3V40H1L2 38H0V56L2 57L3 56V59L1 58L0 59V62L1 63H3V61L2 60H8L7 61V63L8 62H11L12 61V63H14L13 64V66H11V67H13V68H10V67H2V66H0V69H1V71H2V73L5 75V78H6V80H7V84H8V89L6 88L4 91H2L1 92V94H0V124H2V125H0L1 127H3L4 128V126L5 127H7V128H5L6 129V131L9 129V131L11 130L12 131V135H19V137H16V136H13L14 138H18L19 139V141H21L20 142V144H22V142H24L23 144H22V146L21 147H17V146H14V145H12V140L11 139H13V138H11V134H8L7 132H9V131H7V132H5V130L3 129V128H1L0 127V166H2V167H4V168H2V169H0V178H2V177H4V178H2V180H1V182H2V184H3V187H2V189H4L5 190V194H3L2 195V197H0V198H2V199H0V229L2 228V226L4 227V228H6V227H8V225L7 224H9V225H11V226H14L15 224L18 226H16L15 225V227H12V228H10L9 229V227L8 228H6L5 229V231L4 232H1V230H0V238H2V240H4V242L6 243H9V241H12L11 243H9L10 245L9 246H11V247H13V248H11V247H9V246H7L5 249L3 248V251L4 250H6L4 253L3 252H0V253H2V254H0V264H3V262H8L9 261V259H10V261H13L14 263H17L18 262V264H32L33 263V261H34V263L33 264H38V263H40V264H57V262L59 261V263L61 264V262H64V264H65V261H66V264H68L69 262H71V261H69L70 259H68V261L65 259V261L63 260V259H61V261H60V258L59 257H54V256H57V253H53V252H56V251H58L57 249H56V251H54L55 249L53 248V247H55L54 246V243H57V242H59V243H57L58 245H56V247L55 248H58L59 249V247L61 248L62 247V245L63 246H66V245H68V247H70L71 245H70V243L72 242V237H77L78 235L80 236V233H81V235L83 234V232H84V234L87 232V233H89V234H94L93 235V237H94V239H96L95 241H94V243H95V245L93 244V247H95V249L93 248V247H91V249H94L95 250V252H99V251H101V249H103V250H105L106 249V244H103V243H106V242H104L105 241V239H106V235H107V233H105L106 235H104V233H102V232H105V230H107V228L106 229H104V227H107L106 225H103L104 223H101L99 220H96V217L94 218V220H92L93 219V217L96 215L95 214V211L97 210L96 209V204H95V202H96V200H94L95 198H94V195H93V198L94 199H92V194L89 196V194L92 192V190H93V188H94V192L93 193H97V192H99V191H97L98 190V188L100 187V185H97V186H99V187H96V186H94L95 185V182L97 183L98 182V180H99V178H98V175H99V172H100V170H103V166H101V164H97V162L95 161V160H97V158H99L100 157V154L101 153H99L100 152V149L98 150L99 152H97V151H95L96 150V145H95V147H94V144H96V142L94 141V140H92L91 142L89 141H85L86 140V138H84V135H83V137H82V135L79 137V139L80 140H77L78 142L79 141H81L83 144H81V142H80V144L79 143H77V144H75L74 143V141L76 140V136H75V138L73 137V139H75V140H73V142H72V138H69L68 139V136L64 133V132H61V134H60V131L59 130H53L52 128L54 127V129H57L56 128V124L57 123H59V122H61V120H62V118H60V116H62V114L59 112V111H57L58 109H59V106H60V109L59 110H61V106L63 107V105H64V102H62L61 100H62V98H60V97H57V96H59V93H55V92H53V93H55V94H53V96H52V100H50L49 102H47V103H45L46 105H44V103L42 102V104H43V106H40V109H41V112L38 110V108H36V105H33L32 106V110L31 109H29L26 105H28V104H26V103H24V102H28V103H31V102H33V100H35L34 99V97L33 96H36L37 95V93L39 94H42V93H45L47 90L45 89V88H47V89H49L48 87H49V85H46V86H44L43 88V91L41 92V88L42 87H40V92H38V90H37V92L36 91H32L31 89H29V88H32L33 86H35V84H34V82H36L37 80H39V79H37V78H39V76H37V78L36 77H33L34 75H36L35 74V70H34V68L38 65L37 63H42L43 61L41 60L40 61V59H48L47 58V54L49 53V52H51V53H53L54 51H58V50H55V49H59L58 47L60 46V48H61V46H62V48L63 49H68L66 52H65V50L63 51V50H61L60 52H65V56L67 57V58H65L66 59V61L68 60V62H66L65 63V65L66 66H68V64H69V68L67 69L68 71H69V69H72L73 68V70H70V71H72L73 73H75L76 74V72H77V74L78 75H83L82 77H84V78H86L87 80L88 79H90V82H96L97 84H99V87L102 89V91H97V89L96 90H94L93 92H91V93H96L95 91H97V95L99 94V92L101 93V94H99L98 96H96V95H92L91 93H90V91L91 90H93V87H92V89L89 87V86H91L92 84H90V83H88L89 82V80L87 81V82H83L82 81V84H84V83H87L86 85L90 88V90H88L89 88H87V86H86V89L85 90H88V91H85V90H83L82 89V91H83V93L85 94H87V96H88V93H90L89 95H91L92 97L94 96V98H93V102L95 103V104H92V105H95L94 107L92 106V105H90V107H93V109H91L90 110V107H88L87 106V108H86V106H85V109L86 110H90L91 112L90 113H92L91 115H88V117H87V114L89 113L88 111H82L83 113H85L84 114V118H88L87 120L86 119H84L83 121H85V122H87V124L85 123V122H82L81 124H83V126H80V128L82 129H84V131H86V132H91V131H93L92 130V128L94 127V125L96 126L97 125V128L99 127L100 128V126L102 125L103 127H104V130L102 129V128H100V132H105V134H106V132H107V130H108V128L110 127H112L113 128V130H115V134H117L116 136H113L114 137V142H113V139H111V141L110 142H108V144L109 143H120V142H117V141H121V142H123L122 144H124V142H125V144H127L128 142H130L131 140H129V139H127V138H130V139H133L134 137V133H135V131L137 132V133H135L136 135H138L139 137H136V138H138L139 140H141L142 138H144L145 137V139L146 140H144L145 142L146 141H148L149 143H147L146 142V144H144V142H142V140H141V142L139 141V143L143 146V145H147V146H145V147H143V148H141V151H142V149H143V151L145 152V150H146V152L145 153H143V155H142V157L144 156V155H146V154H148V153H150L149 151H151V149H152V145H154L153 146V150H157L158 149V151L157 152H154V153H160V151L162 150V149H160V147L161 148H163L164 146H165V144L167 143V146H168V141H169V137L167 138V137H165L166 135L168 136V133L167 132H169V134H170V129L167 131L166 129H168V128H170V126H169V124L167 123H165V122H167L168 120H169V118L171 119L172 117H176V115H178L177 113H176V115L175 116H173L172 115V117L170 116H168L167 114H168V112H166V111H169V110H167L166 109V104L167 105H169V103H166L167 102V100H168V102H169V99H167V93L168 92H172V90L174 91V93H172V94H174V98L175 99H177L178 101H180V102H178L177 104H180V108L179 109H177L176 111L174 110H172L173 108H175L176 106H177V104L175 105V106H167V107H169V109H170V107L172 108L170 111H173V112H177L178 110H180L179 112H180V114L178 115V119H180L179 117L181 116V113H183V115H185V117L182 119V120H184V121H182V122H179V121H181V120H177V121H175V119L177 118H173L172 120L173 121H175L174 123H175V126H172V125H174V124H172L170 121L171 120H169L168 122L169 123H171V126H172V130H171V133L172 132H174V129H175V127H177V130L175 131V132H177V135L179 134V136H181V133H182V136H184V138L183 137H180V139L181 138H183L184 140H186V141H184L183 139L181 140L182 142L184 141V143H186L185 144V148L187 149V146L186 145H191V139L189 140L188 138L191 136H189V134H191V133H189L188 131H192L190 128H191V126H193L192 124L193 123H195L196 122V124H194V126L192 127V128H194L195 127V125H197L198 123H200L199 125L201 126V128L202 127H204V128H202V129H205L206 128V131L208 130L207 129V127L206 126H208L209 124L208 123H206L205 125H204V123H203V125H202V119L204 118L203 116H206V120H209V122L211 123V124H214V123H216L217 122V126H215V127H217V128H219V124H218V122L221 120V118L218 116V114L220 115V113H217L218 111V109H217V107H215L214 106V104H213V106L211 107V108H209V106H208V108H207V106H205V104L207 103V99L205 100V104L203 103H201V102H203L204 101V99L206 98V93L204 94L203 93V91H206L207 90V88H206V80L204 81V78L203 79H200L201 81H203L205 84V86H202V85H199V87L201 88V86L202 87H205L206 89H204V90H202L203 88H201V90H202V92H198L199 90H200V88H196V83H200L199 82V78L200 77H198V79H197V74L195 73V72H193L192 70H191V72L189 73L188 71H189V69H188V71H187V69H185L184 71H186V72H188L187 74H185L186 72H184V71H182L183 73H184V75L183 74H181V73H178V71L176 70V69H178V67H177V65H176V63L178 62V61H176L177 59L175 58V62L173 61V59L171 58V56L170 57H168V55L166 54V53H164L165 51L164 50H160V49H157L159 46H158V44L156 43V45L154 44L153 45V43H155L154 42V40H153V38H154V35H156V33L158 32L157 30L158 29H160L161 31H162V29H161V27H162V25L159 23V22H157V21H159V20H161V19H159V16H162V11L164 12V14H165V16H163V18L164 19H168L169 17V14H167L166 12V9L164 10V8H162V10H160L161 9V7H160V3L161 2H159V1H157L156 3L157 4H160V5H158L159 6V8H158V10H160V11H158V12H160L161 14H159L158 13V16H157V21H156V19H154L155 21H154V23H153V19H148L147 21H149V22H152V26L153 27H158V25H157V23H159V27L157 28H153V27H151V25L149 24L148 25V22H146V19L147 18H149L148 17V15H145V16H147L146 17V19H145V17H144V15H143V13H144V11L146 10L147 12L149 11V9H150V7L147 9L145 6H143V0H99V1H97V0H77L76 2L78 3V4H75L74 3V5H75V7H76V5H79V7L77 6V9L75 8V10H78V11H74V13L75 14H71V12H70V14H69V12H68V14H67V11H68V9H69V3H68V1H66V3H68L67 4V6H66V3H65V8H67V10H66V12L63 14L64 16H65V14H67L65 17L64 16H61L62 18H60V15H59V18H60V20L61 19H63V18H66L67 17V20H65V21H67V23H65V21H64V23H63V21L61 22V21H57L56 22V24H53V22L51 21V20H47L44 16H46V14H48V16H46L47 18L49 17V15L51 14L50 12H48V8H46L47 7V5H48V0L46 1L47 2V5L45 4L46 2H44L45 0H22L23 2L24 1H27L26 3L24 2V3H22L21 4V2L19 3V4H21V5H24V6H22V9H21V6H19L18 5V2ZM69 1H72V0H69ZM115 1V2H114ZM148 4H146L145 2H144V5H151V4H149V3H154L153 2V0L151 1V2H148L149 0H145ZM104 3L105 2V4H106V6H105V4L103 5L102 3ZM43 3H44V5L46 6H44L43 5ZM98 3H101V4H98ZM115 3V4H114ZM131 4V6H130V4ZM63 4H64V2H63ZM70 4H72V3H70ZM119 4H120V6H119ZM123 4H126V5H123ZM139 4V5H138ZM155 4V3H154ZM157 4L156 5H153L151 8H154L153 10H151V11H157L156 9H157ZM96 5V6H95ZM97 5H100V7L99 6H97ZM102 5V6H101ZM20 7V10H25L26 11V13H24V15H26L27 14V12H28V14L26 15V16H23V14H21L22 15V17L17 13L16 14V11H17V9H18V7ZM43 6V7H42ZM64 6V5H63ZM105 6V7H104ZM110 6V7H109ZM143 6V7H142ZM155 6H157L156 8H155ZM33 7V8H32ZM117 7V8H116ZM17 8V9H16ZM25 8V9H24ZM101 8V10H99ZM144 10H143V9ZM146 8V9H145ZM33 9V10H32ZM47 9V10H46ZM103 9V10H102ZM19 10V9H18ZM19 10V11H20ZM43 10H44V12L46 13H44L43 12ZM104 10H106V11H104ZM22 11H20V12H22ZM166 11V12H165ZM18 12V11H17ZM24 12V11H23ZM22 12V13H23ZM147 12H145V13H147ZM144 13V14H145ZM163 14V15H164ZM167 14V15H166ZM29 15V16H28ZM25 17V18H24ZM168 17V18H167ZM58 18V19H59ZM161 18V17H160ZM50 19V18H49ZM71 21H70V20ZM159 19V20H158ZM48 21H49V23H51L52 25H53V27H51V25L50 24H48ZM51 21V22H50ZM60 22V23H59ZM156 22V23H155ZM1 23H3L5 26H3V25H1ZM62 23V24H61ZM57 24H59L58 26H56ZM60 24L62 25V26H60ZM50 26V27H49ZM54 26H55V28L56 29H53L54 28ZM59 26L62 28V29H59ZM67 26V27H66ZM91 26H93V27H96V31H101V33H102V36H100L101 38L99 39L98 37V35H97V38H90V37H92V31L93 30H95L93 27H91ZM64 27V28H63ZM93 28V30L91 31V28ZM51 28V29H50ZM60 30V32L62 31L63 33H61L62 34V37H63V35L65 34V37H63V38H61L62 40H60V37H57V35L55 36V34L54 33H56V32H59V30ZM66 28V29H65ZM103 28V29H102ZM53 29V30H52ZM65 29V31H63ZM98 29V30H97ZM147 29V30H146ZM157 29V30H156ZM50 30V31H49ZM55 30V31H54ZM58 30V31H57ZM90 30V31H89ZM105 30V31H104ZM108 30V31H107ZM146 30V31H145ZM149 30V31H148ZM159 30V31H160ZM52 31V32H51ZM160 31V32H161ZM52 33V36H50L51 34H49V33ZM66 32V33H65ZM70 32L72 33L71 35H70ZM106 32H108V34H106ZM159 32V33H160ZM100 33V34H101ZM159 33H157L158 34V38H159V36H160V34ZM89 35H90V37H89ZM103 35H104V37H103ZM153 35V36H152ZM162 35V34H161ZM95 36V35H94ZM152 36V37H151ZM149 37H151V38H149ZM156 37V38H157ZM77 38V39H76ZM156 38H154V39H156ZM93 39L95 40V42H97V40H99L100 42H98V43H102L101 45H99L98 43V47H99V49H100V46H102L103 47V49H104V51H105V53L108 55V57H110V58H112L113 57V59L112 60H114V62L116 61L115 60V58L119 61L120 60V62H116V63H118V64H115V63H111L112 65H114V66H110V69H112L113 67L114 68H116V70H114L115 72H117V73H115L116 75H113L114 73H113V71H112V73H108V76L110 77V78H108V80H110V81H112L111 83H112V91H111V89L108 91V89L109 88H107V86H109L110 85V83H109V81L107 82V80H106V77H107V75L105 74V73H103L104 72V70L102 69V67H100L99 66V62H97V60L98 59H94L95 57L97 58V56H95L94 58L93 57H90V55L91 54H89L87 51L85 52V50H77V49H79V48H82L81 46H83V45H86V47L87 46H89V49H90V47H92V45L91 44H93ZM97 39V40H96ZM73 40V41H72ZM157 40V39H156ZM155 40V41H156ZM75 44H74V43ZM89 42V43H88ZM157 42V41H156ZM159 43V42H158ZM74 44V45H73ZM77 44V45H76ZM79 44V45H78ZM97 44H95L94 43V46H96ZM72 46V48H71V46ZM91 45V46H90ZM69 46V47H68ZM73 46H75L74 48H73ZM157 48H156V47ZM160 47L162 48V46H161V44H160ZM53 48V49H52ZM55 48V49H54ZM76 48V49H75ZM155 48H156V50H155ZM50 49H52V50H50ZM82 49H87V48H82ZM164 49V48H163ZM60 50V49H59ZM88 50V49H87ZM107 51V52H106ZM17 52L19 53V54H17ZM59 52V51H58ZM59 52V53H60ZM70 52V53H69ZM109 52H111V53H109ZM142 52H144V53H142ZM66 53H68V54H66ZM163 53L164 54H166V55H164V56H166L167 58H166V60H167V62H166V60H165V57L163 56ZM89 54V55H88ZM135 55V56H133V55ZM159 54H162V56L164 57V58H162V56L161 55H159ZM45 55V56H44ZM146 55V56H145ZM149 55V56H148ZM151 55H153V57L151 56ZM49 56V55H48ZM75 56V57H74ZM76 56H78V57H76ZM93 56H94V54H93ZM158 56H161V58L160 57H158ZM50 57V56H49ZM115 57V58H114ZM142 57H144L143 59H141ZM146 57H147V59H148V57H150V62H154V61H157L156 59V57H158V59L160 58V59H162V63L164 62V60H165V62L166 63H164V64H158L157 63V65H158V68H161V71H160V69H159V72H161L162 74L161 75H159L160 73L158 72V73H155V74H158L159 76H157V75H154V76H156L155 78H154V76H153V73H152V75H151V72H149V73H147V71L146 70H144V69H142L141 67H138L139 66V63L143 60V61H145V62H147L148 60L146 59ZM75 58V59H74ZM119 58H122V59H119ZM151 58H154L153 59V61H151ZM156 58V59H155ZM10 59H12L11 61H10ZM14 59V60H13ZM74 59V60H73ZM160 59H159V61L158 62H160L161 63V61H160ZM36 60V61H35ZM39 60V61H38ZM96 60V61H95ZM122 60V61H121ZM48 60H46V62H47ZM73 63V64H75V66H76V68H78V70L75 68V66H72L73 64L71 63V62ZM123 61H125V62H123ZM135 61H137L138 63H136ZM37 62V63H36ZM45 62V61H44ZM48 62H50V58H49V61ZM78 62V63H77ZM150 62H147V63H150ZM1 63H0V65H1ZM7 63H6V65H7ZM71 63V64H70ZM78 64V65H77ZM110 64V65H111ZM134 65H135V67H134ZM144 66L145 65H147L146 63H144L143 64ZM153 65H154V63L152 64V65H150V67L152 66L153 67ZM156 65V64H155ZM154 65V66H155ZM156 65V66H157ZM35 66V67H34ZM98 66V67H97ZM140 66H141V64H140ZM100 67V69H98ZM136 67H138L139 69L141 68L142 70L140 71V70H138V68H136ZM148 67H149V65H147V68H146V66L144 67V68H146V69H148ZM117 68H118V70H117ZM132 68H134V69H132ZM131 71H130V70ZM103 70V71H102ZM113 70V69H112ZM124 70V71H123ZM33 71V72H32ZM76 71V72H75ZM102 71V72H101ZM130 71V72H129ZM135 71V72H134ZM146 71V72H145ZM85 73V74H83V73ZM111 72V71H110ZM126 72H128L127 73V75H126ZM139 74H138V73ZM140 72H142V73H144V74H142V75H140ZM33 73H34V75H33ZM131 73V74H130ZM109 74H111V75H109ZM133 74H138V75H134V76H132ZM192 75V76H187V75ZM145 75V76H144ZM147 75V76H146ZM182 75V76H181ZM136 76H137V78H138V82L140 83L141 82V84H140V86H142V87H140L139 85H137L138 87H140L141 88V91H142V88H143V90L145 91V90H149V91H145V92H149V93H147V94H151L150 95V97L151 98H149V100H148V98H145L146 96H148V95H146V93L144 92V91H142L144 94H145V96H143V98H145L144 100H148V101H145L146 103H148L149 105H151V107L150 106H148V108L146 107V111L147 110H150L151 108V111H147V112H149V113H147L146 111H145V113H147V114H150L149 116L150 117H152V115H153V117H152V119H150V120H153L154 122H153V124L151 123V122H146V124L147 123H149V124H151V125H145V121L144 120H146V119H144V120H142V121H144V124H142V126L140 127V125H138L139 124V122H138V120L139 119H141L140 117L141 116H139V114H138V112H137V110H134L135 108H133V106H129V101L130 100H137L138 99V96H136V95H138V93L136 92H133V94L135 95V97H137V99L134 97V95L133 94H131L132 92H130V93H128L127 92V90H128V84H132L134 81H132V79H134V78H136ZM142 76V77H141ZM152 76H153V78H152ZM196 76V77H195ZM128 77V78H127ZM129 77H132V79H130ZM134 77V78H133ZM35 78V79H34ZM41 78V77H40ZM127 78V79H126ZM190 78H191V80H190ZM202 78V77H201ZM86 79H84V81H86ZM124 79V80H123ZM139 79H141V81L139 80ZM146 79V80H145ZM102 80H103V82H102ZM105 80V81H104ZM125 80H126V82H130V83H125ZM195 80H197V81H195ZM122 81V82H121ZM146 81V82H145ZM193 81H195L194 83H192ZM105 82H107V84L108 85H105L106 83ZM136 82V81H135ZM138 82H136L137 84H138ZM144 82H145V85H144ZM105 83V84H104ZM135 83V84H136ZM147 83V84H146ZM47 84V83H46ZM50 84V83H49ZM81 84V86H82V88H84L83 87V85ZM100 84H101V86H100ZM128 86H127V85ZM189 84H190V86H189ZM200 84H202V82L200 83ZM10 85H12V86H17V85H21L20 87H21V89L19 88L18 90L15 88L14 89V87H13V89L12 90H10ZM22 85H23V87H24V90H23V87H22ZM51 85V84H50ZM93 85H95V84H93ZM92 85V86H93ZM29 86V88H27ZM57 86H59V85H57ZM124 88H122V87ZM126 86V87H125ZM146 88H145V87ZM198 86V85H197ZM51 87H52V89H51ZM51 87H50V89L53 91V86L51 85ZM103 87V88H102ZM27 88V89H26ZM196 88V89H195ZM189 89L191 90V91H193V93L192 92H190L189 91ZM193 89H195V90H193ZM197 89H199V90H197ZM22 90V91H21ZM100 90V89H99ZM111 91V92H110ZM29 92H30V94H29ZM207 92V91H206ZM124 93H128V94H126V96H124L125 94ZM143 93H141L142 95H143ZM192 93V95H190ZM61 94V93H60ZM85 94V95H86ZM140 94V97H142V95ZM23 95V96H22ZM131 95V96H130ZM133 95V96H132ZM169 95V94H168ZM177 97H176V96ZM26 96V97H25ZM39 96V95H38ZM41 96V95H40ZM39 96V97H40ZM130 96V97H129ZM190 96L192 97V98H190ZM37 97V96H36ZM56 97V98H55ZM96 97V98H95ZM99 97V98H98ZM127 97H129V98H131V99H129V98H127ZM133 97V98H132ZM209 99H210V97L209 96H207ZM38 98V97H37ZM54 98V99H53ZM142 98V99H143ZM168 98H169V96H168ZM186 98H189V99H186ZM241 98L242 97H240V98H238L239 99V102H240V104H242L241 103V101L243 102V101H245V103L247 102L248 103V99H245L246 97H243V99H245V100H241ZM32 99V100H31ZM82 98H79V99H77L76 101H78V102H76V101H74V102H72V104H73V107L72 106H70L71 108H74V109H76V110H79L80 108L77 106V105H82L83 104V102L84 103H86L85 101H83V100H87V104H88V102L90 103V102H92V101H88L89 99H85V98H83V100H81ZM95 99V100H94ZM99 99V100H98ZM125 99V100H124ZM140 99V98H139ZM191 99H194V103H192V101H190V102H186L185 100H191ZM26 100V101H25ZM90 100H92V99H90ZM96 100H98V101H96ZM195 100H197V103L195 102ZM211 100V99H210ZM81 101H83V102H81ZM138 101H140V100H138ZM23 102V103H22ZM111 102H113L114 104H115V102H116V104L115 105H119V102H120V105L121 106H124V107H121V106H118V109L116 108V106H115V108L117 109V110H115V108H114V110L116 111L115 112V114L117 113H119L118 112V110H119V108H123L122 109V111H124V112H122L123 114H122V117L120 116L121 115V109H120V115L118 114V116L120 117V119H119V117H117V116H114V115H112L113 114V111H112V109H113V107L114 106H112L111 105ZM117 102H118V104H117ZM125 102H127V103H125ZM257 101H253L252 102V104H251V101H249V105H251L252 107H253V109L254 108H257L258 107V105H257V103H256ZM38 103V102H37ZM74 103H77V104H75L74 105ZM164 103V104H163ZM166 103V104H165ZM187 103H189V104H194V105H192V106H196V107H198V108H196V107H191L190 108V106H188L189 104H187ZM201 103V104H200ZM210 103V102H209ZM209 103H207V104H209ZM35 104H36V102H35ZM39 104V103H38ZM41 104V105H42ZM51 105V107H47V105ZM261 104V103H260ZM49 105V106H50ZM85 105V104H84ZM89 105V104H88ZM147 105V104H146ZM210 105V104H209ZM255 105V106H254ZM46 108H45V107ZM27 107V108H26ZM34 107V108H33ZM38 107H39V105H38ZM55 107V108H54ZM75 107H77V108H75ZM81 107H83V106H81ZM112 107V108H111ZM126 107V108H125ZM149 107H150V109H149ZM213 107H214V111H211V110H209V109H213ZM25 108V109H24ZM84 108V107H83ZM83 108H81L82 110H83ZM89 108V109H88ZM111 108V109H110ZM132 108V109H131ZM196 109V111H198L199 110V112H196L195 111V109ZM36 109V110H35ZM46 109V110H45ZM52 109L54 110V112L52 111ZM128 109V110H127ZM193 109H194V112H196L195 114L197 115V116H195L196 118H201L202 117V119L201 120H197V121H195V117H193V122H190V121H192V119H190L192 116L190 115V114H193V115H195L194 113H192L193 112ZM30 110H31V112L33 111V110H35V111H33V114L35 115H33L32 113H31V115L29 114V115H27L29 112H30ZM142 110V109H141ZM211 111V113L213 112V114L214 113H217V116L219 117V119L220 120H218L217 118V116H216V119L218 120H216V119H214V117L213 116H211V118L213 119V120H216L215 122L213 121V123L211 122V120L212 119H210L209 117H207V115H209L208 113H209V111ZM27 111H29V112H27ZM125 111H127L126 112V115H124L125 114ZM131 111L133 112L132 114H131ZM143 111V110H142ZM141 111V112H142ZM207 111H208V113H207ZM42 112H43V114H42ZM45 112V113H44ZM88 112V113H87ZM130 112V113H129ZM140 112V113H141ZM154 112V113H153ZM166 112V113H165ZM89 113V114H90ZM128 113V114H127ZM136 114V116H134L135 114ZM161 113H164V114H161ZM198 114H201L200 116H198ZM241 115V116H243L244 114H241V113H236V117L235 118H238V117H240L241 118V116H239V115ZM127 115H128V117H127ZM133 115V116H132ZM140 115H143L144 116V113H142V114H140ZM170 115V114H169ZM23 116H24V118L25 119H27V118H31L30 116H32L33 118L32 119H28V121H32V120H34L35 122H39L40 121V123H42L41 125H43V123H44V125L43 126H41V128H39L40 130L39 131H37L36 133H35V131L33 130V131H31L29 128H23L22 130H21V128H19V122H20V124L22 123V122H24L23 121ZM130 116H132V117H130ZM147 116V115H146ZM160 116V117H159ZM169 118H168V117ZM191 116V117H190ZM246 117L248 116V125L249 124H251L250 122L252 121H249V119H252L249 115H245ZM27 117V118H26ZM116 117V118H115ZM134 117H135V119H134ZM138 117H139V119H138ZM149 117V118H150ZM161 117H163V118H161ZM182 117V116H181ZM244 117V116H243ZM250 117V118H249ZM113 118V119H112ZM122 118H124V119H122ZM128 118V119H127ZM131 118H132V120H133V123H132V120H131ZM185 118H188L189 120V124L191 125V126H188V124L187 125H185L187 122H186V120H185ZM115 119L117 120V121H115ZM119 119V120H118ZM137 119V121H136V123H135V121L134 120H136ZM205 119V118H204ZM234 119V118H233ZM244 120H245V118H243ZM42 120V121H41ZM58 120H60L59 122H57ZM91 120H92V123L93 124H89L90 122H91ZM110 120H112L113 122H112V124H114V125H112L111 124V121ZM235 120H237L238 122L240 121V119L238 120V119H235ZM234 120V121H235ZM22 121V122H21ZM25 121H27V120H25ZM33 121V122H34ZM45 121H46V123H45ZM47 121H51L50 123V127H49V124H48V122ZM131 121V122H130ZM147 121V120H146ZM172 121V122H173ZM195 121V122H194ZM236 121V122H237ZM32 122V123H33ZM55 122V123H54ZM94 122H96V124L94 123ZM138 122V123H137ZM186 122V123H185ZM198 122V123H197ZM205 122H207V121H205ZM221 122V121H220ZM236 123V125L237 124H240V123ZM243 122V121H242ZM264 122V121H263ZM263 122H262V124H260V126L261 127H264V124H263ZM52 123H54V124H52ZM97 123H99V125L97 124ZM101 123H106L107 125V127H105V124H101ZM134 123H135V125H137V127L135 128V127H133V129H135V130H133V129H131L132 128V126H134ZM180 123V124H179ZM243 123H245V124H243V125H246L247 126V123L246 122H243ZM89 124V126H90V128L88 129L89 131H87V128H86V130H85V127L84 126H87ZM101 124V125H100ZM133 124V125H132ZM208 124V125H207ZM163 125V126H162ZM169 127H168V126ZM180 125V126H179ZM215 125V124H214ZM213 125V126H214ZM242 124L241 125H237V126H239V128H242V127H240V126H243ZM101 126V127H102ZM148 126V127H147ZM149 126H151V127H149ZM251 126H252V124H251ZM251 126H247V128H245V130H247L248 128H250V129H253V128H251ZM260 126H259V128H260ZM46 127V128H45ZM88 127V126H87ZM92 127V128H91ZM146 127H147V129H146ZM166 127V128H165ZM174 127V128H173ZM209 127V126H208ZM49 128V129H48ZM51 128V129H50ZM96 128V129H97ZM99 128H98V131H99ZM105 128H106V130H105ZM131 129V131H128V130H130ZM178 128H180V130H178ZM3 129V130H2ZM17 129V130H16ZM20 129V130H19ZM25 129V130H24ZM93 129H95V127L93 128ZM184 129V130H183ZM188 129V130H187ZM190 129V130H189ZM234 129V128H233ZM233 129H226L225 131H231V132H228L227 134H228V138L229 139H232V141L234 142V141H237V138H240V139H238L239 141H237V143L236 142H234V143H236L237 144V146H235V148H237L238 147V145H239V150L241 151V153H246L245 155H249V156H251V157H253L252 158V161L253 160H255L254 161V163H255V165H256V160L257 161H259L258 163L259 164H261L260 166H259V164L258 165H256V167H260L261 169H262V171H260L261 173H262V176L261 177H264L263 175H264V162L262 163V161H264V136L261 134V131L260 130H258V128H256L255 129V127H254V129L253 130H251V131H245V133H251V134H253L254 132H255V136H258L259 137V135L261 134L262 136H263V139H257V138H255L254 137V139L253 140H251V136H249V135H251V134H249V135H247V134H245V133H242V135H241V133L239 132V131H241V129L240 130H237L236 129V127H235V129L234 130H237L238 131V134H237V132L235 133V132H233L232 130ZM244 128H242V130H243ZM264 129V128H263ZM17 131L18 133H16V132H14V131ZM51 130V131H50ZM102 130V131H101ZM111 129H109L108 131H110ZM133 130V131H132ZM187 130V131H186ZM53 131V132H52ZM130 133H132L133 134V136L131 137V135L132 134H129L128 132ZM166 131V132H165ZM178 131H179V133H178ZM221 134H223L224 136L225 135H227V134H224L223 133V131H224V129L222 130L221 129ZM263 131V130H262ZM41 132V133H40ZM188 132V133H187ZM243 132H244V130H243ZM256 132H260L259 133V135H258V133L256 134ZM39 133H40V135H39ZM183 133H186V134H183ZM226 133V132H225ZM229 133H232V134H230V135H232V136H234V138L232 137V136H230L229 135ZM240 133V134H239ZM52 134V135H51ZM58 134V135H57ZM63 134H64V136H63ZM264 134V133H263ZM60 135H61V137H60ZM146 135H148V136H150V138L149 137H147ZM173 133H172V137H173ZM237 135H239L238 137H237ZM53 136H54V138H53ZM67 136V138H65ZM86 136H87V134H86ZM170 136V135H169ZM175 136V135H174ZM179 136H177V138L179 137ZM230 136V137H229ZM241 136V137H240ZM43 137V138H42ZM88 137V136H87ZM165 137V138H164ZM226 137V136H225ZM232 137V138H231ZM237 137V138H236ZM60 138V139H59ZM141 138V139H140ZM149 138V139H148ZM175 138V137H174ZM236 138V140H233V139H235ZM262 138V137H261ZM37 139V140H36ZM42 139V140H41ZM61 139H63V140H65V141H68L70 144H72L71 146L73 147L74 146V148L72 149V150H70L69 148V146H68V142H65V141H63L65 144H66V146L67 147H69V148H67L66 146H65V149L67 148V149H69V150H67V151H69V152H74V151H78V153L77 152H74V153H67V151L62 155V154H60V153H62L61 151H60V149L61 148H64V147H62V144L60 143V141H62ZM88 139V138H87ZM90 139V138H89ZM88 139V140H89ZM92 139V138H91ZM90 139V140H91ZM173 139V138H172ZM242 139V140H241ZM11 140V141H10ZM41 142H40V141ZM126 140H128V141H126ZM165 140L167 141V142H165ZM170 140H171V138H170ZM262 141V142H260V141ZM39 141V142H38ZM71 141V142H70ZM231 141V140H230ZM106 142V141H105ZM104 142V144H106V145H108L107 144V142L105 143ZM153 142V143H152ZM164 142V143H163ZM217 142H218V140H217ZM217 142H215L216 144H217ZM253 142H255V143H253ZM260 142V143H259ZM26 143V144H25ZM89 143H92V144H89ZM94 143V144H93ZM219 144L221 143L220 141L218 142ZM233 143V144H234ZM257 143H259V144H257ZM9 144V145H8ZM37 144H39V145H37ZM65 144H63V146L65 145ZM78 144H79V146H78ZM164 145V146H161V145ZM219 144H217V146L219 145ZM223 146H220V150H219V147L217 148L219 151H222V147H224V143H221ZM228 144V143H227ZM255 144V145H254ZM24 145V146H23ZM76 145H77V147H76ZM89 145H91L90 147H88ZM109 145H111V144H109ZM140 145V146H141ZM151 145V146H150ZM158 145V146H157ZM254 145V146H253ZM259 145V146H258ZM13 146V147H12ZM80 146H83L82 148H79ZM87 148V149H92L93 147V149H95L94 151H93V154H91V155H87V154H85V153H80V151L79 150H84L85 149V147ZM148 146H149V148H148ZM226 146H229V144L228 145H226ZM256 146V147H255ZM17 147V148H16ZM150 147H151V149H150ZM154 147H157V149H155ZM159 147V148H158ZM182 148V150H180V151H171L170 149H169V147H165V148H163V150L165 151V149H167L168 150V152L170 153V154H168V157H170L171 155V157L172 158H176V156L178 157H180V156H183V157H186V154H184L183 152H186L187 150H183V149H185V148ZM215 147H216V145H215ZM246 147V148H245ZM40 148V149H39ZM78 148H79V150H78ZM170 148H172V146L170 147ZM188 148H189V146H188ZM231 148H233V146L232 147H228L227 149H231ZM250 148H252V149H250V151H249V149ZM253 148H254V150H253ZM59 149V150H58ZM92 149V150H93ZM147 149H149V150H147ZM242 149V150H241ZM258 149V150H257ZM4 151V150H7L6 152H2V151ZM9 150H11L12 152H10ZM14 150H15V152L18 154V157H17V154H16V157H15V159H14V157L13 156H15V152H14ZM36 152V154H35V152ZM56 150H58V151H56ZM163 150H162V152H163ZM223 150H226V148L224 147L223 148ZM246 150L247 152H244V151ZM252 150V151H251ZM29 151V152H28ZM49 151V152H48ZM60 151V152H59ZM142 151V152H143ZM181 151H183L182 153L184 154H182V155H180L179 153H181ZM226 151H230V150H226ZM225 151V152H226ZM243 151V152H242ZM255 151H257V152H255ZM26 152V153H25ZM58 152H59V154H58ZM108 152V151H107ZM142 152H141V154H142ZM172 152H174L173 154H172ZM251 152V153H250ZM257 153V154H255V153ZM2 153V154H1ZM8 153V154H7ZM10 153V154H9ZM12 153H14V154H12ZM29 153H31V155L32 156H30L29 157ZM68 155H67V154ZM80 153V154H79ZM95 153H97L96 155H95ZM106 153V152H105ZM152 153V152H151ZM164 153L165 152H163V155H164ZM166 153H167V151H166ZM248 153V154H247ZM254 153V154H253ZM25 154H27V158H26V155ZM67 156H66V155ZM71 154H73V155H75V156H77V155H79L80 157H83V158H80V157H78L79 158V160H78V158H77V160L76 159H73V158H75V156L74 157H69V156H72ZM107 154V155H106ZM105 154V156L107 157V158H105V165H106V160L109 162L108 163V165H113L114 166V164H116L117 166H120V168H122L123 167V169H127V168H129V169H127L126 170V173H128V171L129 170H131L132 168H133V170H132V172L133 171H135V169H134V166H129L128 167V165L130 164L129 162V164L128 165H126L127 163L126 162H122L119 158L117 159V158H115V157H117V155L114 157V156H112V153H106ZM110 154H111V156H110ZM36 156V158L34 157V156ZM55 157H54V156ZM82 155V156H81ZM84 155H86L85 157H84ZM115 155V154H114ZM170 155V156H169ZM176 155V156H175ZM254 155V156H253ZM257 155V156H256ZM10 156V157H9ZM48 156H49V158H48ZM57 156V157H56ZM97 156V157H96ZM34 157V158H33ZM60 157V158H59ZM178 157V158H179ZM182 157V158H183ZM24 158V159H23ZM51 158H52V160H51ZM90 160H89V159ZM140 158H141V155H140ZM181 158V157H180ZM11 159H14V160H11ZM28 159H30L31 160V162L28 160ZM54 159H56V161L54 160ZM89 160V162H93V161H95L94 163H93V165L92 164H90V165H92V166H94V164L95 165H97L98 167H96V172H97V175H96V173H95V175L96 176H94V169H95V167H93V169H91L92 168V166H91V168H90V170H92L93 171V174H91V175H89L90 173H86L87 175H85L86 176V180H87V178H89V182H88V180L85 182V184H87V187H89V188H86L85 186V188H83V187H81V189L83 188L84 190L83 191H78V190H76V188H75V186L74 185H77V186H79L80 184H76V183H78V182H76V180H78V179H75V172H77L75 169H78L79 167V165L80 166H83L84 168H82V167H80L81 168V170H79V171H89L88 169H89V162L87 163V162H85L86 160ZM184 159V158H183ZM33 160V161H32ZM50 160V161H49ZM75 160V161H74ZM112 161V162H111ZM54 162V163H53ZM56 162V163H55ZM58 162V163H57ZM77 162V163H76ZM91 162V163H92ZM111 162V163H110ZM33 163V164H32ZM47 163V164H46ZM86 163V165H84ZM50 164V165H49ZM52 164H54V165H52ZM77 164H79L78 166H76ZM82 164V165H81ZM73 165H75V166H73ZM87 165H88V168H87ZM195 165V164H194ZM194 165H192V166H194ZM263 165V166H262ZM6 166V167H5ZM12 166V167H11ZM70 166L71 167H73V168H71L72 169V171H70L71 169H70ZM11 167V168H10ZM33 167V168H32ZM47 167H49V168H47ZM50 167H52L53 168V170H54V173H53V170L52 169H50ZM102 167V168H101ZM130 167H131V169H130ZM198 167V166H197ZM55 168V169H54ZM99 168V170L97 171V169ZM196 167L194 166V169L191 167V169H192V172H190V174H193V176L195 175V174H197V170H199L198 168H196ZM41 169V170H40ZM47 169H50L51 171H49V170H47ZM260 169V170H261ZM8 170V171H7ZM74 170H75V172H74ZM226 171V170H225ZM90 172V171H89ZM132 172H130L129 171V173L130 174H127V178H122V179H125V180H127V181H129L128 183H129V185H131V187L133 186V187H135L136 188V186H138L137 184H135L136 183V181H135V178L136 177H132ZM137 172V171H136ZM78 173V172H77ZM221 175H224L223 173L224 172H219ZM225 173H228L227 171L225 172ZM2 174H4V175H2ZM71 176H70V175ZM74 174V175H73ZM137 174V173H136ZM134 175V172H133V176H137V175ZM189 174V173H188ZM187 174V175H188ZM189 174V175H190ZM220 174H218V176H219V178H220ZM229 174V173H228ZM93 175V176H92ZM126 175V174H125ZM188 175V176H189ZM229 175H232L231 173L229 174ZM229 175H227V176H229ZM7 176V177H6ZM50 176H52V181H53V184L55 185V183H56V185L53 187L52 186V184H50V183H52V181H51V178H50ZM74 176V177H73ZM91 176V177H90ZM188 176H185V179H189L190 180V176H192V175H190L189 177ZM192 176V177H193ZM226 176V177H227ZM47 177H49V178H47ZM187 177V178H186ZM224 177H225V175H224ZM226 177L224 178L225 180H230V177L228 178V179H226ZM45 178H47V179H45ZM56 178V179H55ZM73 178V179H72ZM77 178V177H76ZM132 178V179H131ZM221 178H223L222 176H221ZM220 178V179H221ZM232 178V177H231ZM5 179V180H4ZM54 179V180H53ZM45 182H44V181ZM92 180V181H91ZM134 180V181H133ZM192 180V184H193V178L191 179ZM191 180H190V182H186V181H188V180H185L184 182H185V184L186 185H184L185 187H187V186H189V184H190V186L188 187L189 189H193V187L191 186ZM222 180V179H221ZM14 181L16 182V183H14ZM120 181H122L121 179H120ZM120 181L118 182V184L117 185H119L120 184ZM7 182H9V183H7ZM43 184H42V183ZM50 182V183H49ZM91 182H92V184H91ZM209 182V181H208ZM213 182V184H217V182H215V181H212ZM13 183V184H12ZM19 183V184H18ZM50 184V185H47V184ZM74 183V184H73ZM131 183V184H130ZM1 184V185H2ZM12 184V185H11ZM17 184V185H16ZM45 184L47 185V186H49L48 188H47V190H49V189H53V188H55V190L58 192H60L59 194H52L53 195V197L52 196H50V199H51V201L50 200H48V196H49V193H55V190L54 191H52V190H50V192L48 191V193L47 194H44V187H42L41 188V185L42 186H45ZM84 184V185H85ZM90 184V185H89ZM133 184V185H132ZM211 184V183H210ZM209 184V185H210ZM5 185V186H4ZM26 185V186H25ZM136 185V186H135ZM209 185H207V186H209ZM211 186H213L212 184H211ZM211 186L209 187V189L211 188ZM6 187V188H5ZM22 187V188H21ZM40 187V188H39ZM51 187V188H50ZM53 187V188H52ZM96 187V188H95ZM214 187H216V185H214ZM214 187H213V189H214ZM58 188V189H57ZM217 188H218V185H217ZM7 189H9V190H7ZM10 189L12 190V192L10 191ZM24 189V190H23ZM37 189H38V191H37ZM39 189H41V190H39ZM78 189V188H77ZM81 189H79V190H81ZM85 189H88L89 191H87V190H85ZM92 189V190H91ZM187 189V188H186ZM189 189H187L188 191H189ZM219 189V188H218ZM218 189L216 190V189H214V191L213 190H211V191H213V193H220V189H219V192H218ZM46 190V189H45ZM46 190V191H47ZM91 190V191H90ZM194 190V189H193ZM77 191L79 192V194L77 193ZM151 191V190H150ZM73 192H75V193H73ZM87 192H89V193H87ZM187 192V191H186ZM9 193H10V196L13 194L15 197H13V199H10L9 201L8 200H6L5 199V195H7V196H9ZM18 193V194H17ZM23 193V194H22ZM46 193V192H45ZM72 193V194H71ZM194 193V194H193ZM200 193L201 192H192V193H190V195L191 194H193V196H191V197H194L193 199L189 196L188 197V192L185 194V198L188 200H192V202H191V204L193 203L195 206H197L196 204L198 203V202H201V203H198L199 205H201V207L199 206V207H196V208H193V210H195V211H197V212H199L201 209H202V204L203 203H205V201H206V203L208 202V200H209V204H211L210 203V198H204V199H206L205 201H202V200H204V199H201L200 201L199 200H197V199H200L201 197L203 198V196L202 195H200ZM39 194V195H38ZM77 194V195H76ZM84 194V195H83ZM202 194V193H201ZM12 195V196H13ZM37 195H38V197H40V198H38L37 197ZM44 195V196H43ZM48 195V196H47ZM69 195V196H68ZM70 195H72V196H70ZM144 195V194H143ZM143 195L142 196H140V197H142L143 198ZM197 195V196H196ZM199 195V196H198ZM9 196V197H10ZM45 196H46V198H45ZM75 196H76V198H75ZM79 196V197H78ZM187 196V197H186ZM17 197L19 198V199H17ZM80 197H82V198H80ZM89 197V198H88ZM7 198V197H6ZM16 198V199H15ZM71 198V199H70ZM91 198V199H90ZM142 198H140L141 200H142ZM45 199V200H44ZM57 199H58V201H57ZM62 199V200H61ZM73 199V200H72ZM76 199V200H75ZM77 199L79 200L78 202H77ZM20 200V201H19ZM28 200H30V201H28ZM38 200H41V201H38ZM48 200V201H47ZM54 200V201H53ZM60 200V201H59ZM71 200V201H70ZM195 200V201H194ZM12 201H13V203H12ZM18 203H17V202ZM23 201H24V203H23ZM196 201H197V203H196ZM4 202H5V204H4ZM8 202H9V204H10V206H8V207H10L9 209H12V210H14L15 209V207H16V210L17 211H19L18 209H20V213L19 212H14V211H12V210H9L8 209V207L6 206V208H5V205L6 204H8ZM15 202H16V204H19V206H20V208L17 206V205H15ZM4 205H3V204ZM11 203L13 204V206L15 205V207H13L12 205H11ZM29 203V204H28ZM43 203V204H42ZM49 203V204H48ZM50 203H51V205H50ZM56 203V204H55ZM60 203V204H59ZM62 203V204H61ZM21 204V205H20ZM47 205V206H49V207H47V206H45V205ZM57 204L59 205V206H57ZM63 205V206H62ZM93 205V206H92ZM156 205H158L159 206V204H156ZM155 205V206H156ZM163 205L164 204H162V207H163ZM192 206V207H195V206ZM55 206H56V208H58V207H61L59 210H67V211H71L72 212V210L74 211L73 212V214H75L74 216V218H73V220L75 221H73L72 220V218H71V222H72V226L71 225H69V223H71V222H69L68 224H65V226L63 225V223L64 222H66V221H57V219H56V217H52V211H51V209H52V207H54L55 208ZM65 206H67V208L65 207ZM157 206V208L158 209H156V207H155V211L157 212V210H159L160 211V209H161V211L158 213V214H161V215H159V220H157L156 222H155V225H151L152 227H161L162 225L161 224H164V222H165V220H166V218H169V216H171L170 215V213H169V205L167 204V205H164V207L165 206H167V207H165V211H163V209H164V207L162 208L161 207V204H160V206L159 207H161V208H159ZM210 207H211V205H209ZM209 206H206V207H209ZM17 207H18V209H17ZM46 207V208H45ZM93 207H95V209H94V211H93ZM204 207H205V204H204ZM209 207V208H210ZM33 208V209H32ZM37 208L39 209V211L37 210ZM41 208V209H40ZM42 208H43V210H42ZM53 208V209H54ZM23 209V210H22ZM36 209V210H35ZM48 210V213H47V211L46 210ZM200 209V210H199ZM216 209V211H214ZM221 209V208H220ZM220 209H217V208H214V210L212 209V210H210V216H212L211 215V213H213V216L212 217H214V218H216V220H217V223L219 222V220H224L223 222H225L226 223V221H227V219L226 218H224L225 217V214L224 213H227L228 211H226V210H223V209H221V210H223V214H222V212H221V210ZM4 210V211H3ZM7 210H9V211H7ZM28 210V211H27ZM33 210V211H32ZM92 210V211H91ZM154 210V209H153ZM7 211V212H6ZM37 211V212H36ZM82 211H84V212H82ZM91 211V212H90ZM169 213V215H168V217L166 216L167 215V212ZM224 211H226V212H224ZM10 212H13V213H16V214H19V215H21V216H19L20 218L19 219H15V218H12L11 217V215H10ZM23 212V213H22ZM29 212H31V214L29 213ZM38 213V215H40V217L37 215V214H32V213ZM40 212V213H39ZM43 212V213H42ZM66 212V211H65ZM78 212H80V213H78ZM88 212V213H87ZM156 212H155V214H156ZM165 212H166V215H164L165 214ZM219 212V213H218ZM220 212H221V214L223 215V218H221V216L222 215H220ZM2 213H3V215H2ZM7 213V214H6ZM22 213V214H21ZM28 213V214H27ZM42 213V214H41ZM82 213V214H81ZM91 213H93V214H91ZM162 213H164L163 215H162ZM214 213H216V214H214ZM47 215L48 216V218L47 217H45V215ZM78 214V215H77ZM88 214V215H87ZM89 214H91V215H89ZM23 215H24V218L25 219H23L22 220V217H23ZM26 215H27V217H26ZM49 215H51V216H49ZM54 215V214H53ZM83 215V216H82ZM152 215H153V213H152ZM216 215H218V216H216ZM29 216H30V218H29ZM125 216H127V215H125ZM208 216V215H207ZM3 217V218H2ZM8 217H9V219H8ZM51 217V218H50ZM73 217V216H72ZM86 217H87V219H86ZM150 217H152L151 215H150ZM160 217H161V219H160ZM12 218V219H11ZM41 218V219H40ZM53 218V219H52ZM55 218V219H54ZM77 219V221H76V219ZM79 218V219H78ZM206 218H209V216L208 217H206ZM214 218H211V219H213V221H215L214 220ZM16 220V221H14V220ZM32 219V220H31ZM45 219H46V222H45ZM50 219H52L51 221H50ZM61 220H63L62 218H60ZM211 219L209 218L208 220L210 221V225H209V227L207 226V223L209 222L207 219V223H204V226L206 225L207 227H206V230H205V227H201L202 229H203V233L199 230V233L201 232V234H199L198 233V229H199V227L197 226L196 227V224H194L193 226H192V228L194 229V226H195V230H194V232L193 231H191V229H190V232L189 233H194L193 234V236H196V237H193V238H196V239H193L192 237V239H190V237H188L189 235L190 236H192L191 234H187V236H183L182 238L181 237H179V239L181 238V241H182V243L184 244V246H187V248L188 249H190L191 248V246L195 249H198L199 247H197V246H199V244H204V243H206L208 240H206V242H203V241H205V240H200V239H204L205 238V236H206V234H207V237L209 238V240L211 239V243H213V238L215 237L214 236V234H216V237H217V233L219 232V228L221 227V225L223 226V224H220V227L219 228H217V227H215V226H218V224H216L215 222H212L211 221ZM259 219V220H258ZM262 219V218H261ZM21 220V222H19ZM39 222H38V221ZM48 220V221H47ZM56 220V221H55ZM80 220H82V221H80ZM92 220V221H91ZM27 221H29L30 222V224H29V222H27ZM42 221V222H41ZM70 221V220H69ZM85 221V222H84ZM168 220H166V222H167ZM220 221V223H223V222H221ZM49 222H50V224H49ZM52 222V223H51ZM57 222V223H56ZM59 222V223H58ZM80 223V224H82L81 225V227H77V226H75V224H77V223ZM83 222V223H82ZM169 222V221H168ZM264 222V221H263ZM262 222V220L260 221V218H253L252 219V221H251V226H252V229L254 230L253 232L256 234V236L257 237H259V239L260 240H264V231H262L261 229H258L259 227H262V225L264 224ZM4 223H6V224H4ZM34 224L33 226H31L32 224ZM37 223H38V225H40V226H42V227H44L45 228V226H48V225H50L49 226V228H47L46 227V229H44V228H42V227H40L41 229H39V230H41L42 231V229L43 230H46L47 232H49L48 234H50V236H53L55 233V235H57L56 236V238L58 237V238H61L62 239V236H66V239L67 240H65V241H71L70 243L69 242H64V239H65V237H63V243L62 242H60V240H58V238L57 239H55V240H53V241H55L52 245H49V244H44V241L42 240H40L39 241V239H38V237H37V239H35V235H37V234H35V230H36V226L37 227H39L38 225H37ZM41 223H43V224H41ZM48 223V224H47ZM75 223V224H74ZM101 223V224H100ZM228 221H227V224H225L226 225V228H227V225H228ZM14 224V225H13ZM19 224V225H18ZM57 224V225H56ZM59 224V225H58ZM61 224H62V227H61V229L59 228V226H61ZM85 224H87V225H85ZM5 225V226H4ZM53 225V226H52ZM56 225V226H55ZM69 225V226H68ZM150 225V224H149ZM156 225H158V226H156ZM10 226V227H11ZM22 226V227H21ZM75 226V227H74ZM87 226V227H86ZM151 226H149L150 228H151ZM164 226H165V224H164ZM229 226V225H228ZM17 227V228H16ZM35 227V228H34ZM56 227V228H55ZM63 227H65V228H63ZM71 227V228H70ZM77 227V228H76ZM147 229L149 228V227H147V226H145ZM145 227H143V228H145ZM163 227V226H162ZM4 228H2V230L4 229ZM13 228H15L16 230L18 229V228H20L19 230H21V232H20V234H22L23 232L22 231H24V236H27V237H23V235H22V237H21V235H19V232H18V234H16L17 232L13 229ZM79 228V229H78ZM143 228H140V229H143ZM145 228V229H146ZM148 229V232H146L145 233V231H147V230H140V233H142L143 234V236L144 235H146V234H150L151 233V231H152V229L153 228H151V229ZM200 228V229H201ZM217 228V233H215L216 231H215V229ZM223 230H224V228H225V226H223V227H221ZM225 228V229H226ZM8 229V230H7ZM12 229L15 231V235L17 236V235H19L20 236V238H21V240L20 239H18V237H15V235H14V231H12ZM33 229H35V230H33ZM48 229V230H47ZM49 229L51 230V232L49 231ZM56 229V230H55ZM101 229H104V231L102 230L101 231ZM192 229V230H193ZM201 229V230H202ZM221 229V230H222ZM12 232H11V231ZM33 232H32V231ZM39 230H37V232L38 233H41V231H39ZM57 230H58V232H57ZM64 230L66 231V232H64ZM70 230V231H69ZM257 230H259V234H257ZM55 231V232H54ZM71 232V233H69V232ZM81 231V232H80ZM141 231H143V232H141ZM197 233H196V232ZM211 231H213L214 233H211ZM256 231V232H255ZM47 232H44V231H42V234H47ZM77 232H79V233H77ZM210 232V233H209ZM5 233V236L3 235ZM30 233V234H29ZM31 233H33L32 235H31ZM53 233V234H52ZM9 234V236L7 237V235ZM58 234H59V236H58ZM66 234V235H65ZM77 234V235H76ZM213 234V235H212ZM239 234H241V235H239ZM239 234H236V235H233L234 237H236L237 238V236H238V238L236 239H234V237L232 238V239H234V240H232L231 239V243H228V245L230 244L231 246H233V247H235L234 248V251H233V249H230L229 251H228V249L226 248V245H221V244H223V243H221L218 247L220 248V249H214V250H211L209 247H207L206 246V248H209L210 249V251L211 252H207L204 248L205 247H202V248H199L200 250H202L203 251V253H201V252H196V253H194L195 252V250L193 249V251L190 249L189 250V252L191 253H194V255L191 253V254H189V256L190 257H188V261H190L191 259V261L192 262H190L191 264H264V260L262 261V259H264V242L261 244H259V242H256L255 243V241L253 242V243H251L250 241H252L251 239H248V238H246L245 237V233H239ZM11 235H14V236H12L11 237ZM34 235V236H33ZM73 235V236H72ZM99 235L101 236V237H99ZM1 236H3V237H1ZM31 236H33L32 237V240H31ZM47 236V235H46ZM105 236V237H104ZM147 236V235H146ZM146 236L145 237H143L142 239L140 238V239H134L135 240V246H136V249H138V248H144V250L143 251H145V253L143 252V255L144 254H148V253H150V255H151V257H153V255H154V253H156L155 255V257H153V259L152 258H150V259H152L153 261H154V263L153 264H156V263H158V264H161V263H163V264H165L164 262H166V264H169L168 262H167V258H170V259H168L169 260V262H171L173 259V257H171L172 255L170 254V251H167V252H169V253H165V255H163L164 253H162V252H164V251H160L161 253L159 254V250H156V249H150V250H152L151 252H149V250H147V248L146 247H144L145 245L147 246V244H146ZM210 236V237H209ZM211 236H213V238H211ZM6 237V238H5ZM10 237V238H9ZM13 237H15V238H13ZM54 237V236H53ZM105 238L104 239V241H102L101 240V238ZM186 237V238H185ZM206 237V238H207ZM215 237V238H216ZM241 237V238H240ZM13 238V239H12ZM18 239V241H17V239ZM24 238V239H23ZM25 238H27V239H30V240H27V239H25ZM205 238V239H206ZM207 238V239H208ZM242 238H245V239H242ZM9 239V241H7ZM12 239V240H11ZM33 239H35V241L33 240ZM98 239H100V240H98ZM149 239H150V236H149ZM148 239V240H149ZM184 239H186V240H184ZM187 239L189 240V241H187ZM213 239V240H212ZM17 241L16 243H14V241ZM25 240V241H24ZM57 240V241H56ZM145 240V241H144ZM191 240V241H190ZM196 240V241H195ZM30 241H33V242H35V243H33V242H30ZM39 241V242H38ZM52 241V242H53ZM99 241V243H98V245H96L97 244V242ZM137 241V242H136ZM197 241H199V243H197ZM246 241H249L250 243H251V247H249L250 246V244L248 245V243L249 242H247L246 243ZM3 242V243H4ZM102 244H101V243ZM143 242V243H142ZM180 242V241H179ZM215 243H218V242H216V241H214ZM20 243V244H19ZM31 243H33V244H31ZM39 243V244H38ZM193 243H197V245H191V244ZM208 243V242H207ZM210 243V242H209ZM215 243H213V244H215ZM39 245V246H37V245ZM43 245V246H41V245ZM64 244H66V245H64ZM86 243H84V247L86 246L85 245ZM202 244V245H203ZM226 244V243H225ZM2 245V244H1ZM4 245V244H3ZM2 245V246H3ZM7 245V244H6ZM5 245V246H6ZM32 245H34V246H32ZM59 245H61V246H59ZM102 245V246H101ZM140 245H142V246H140ZM191 245V246H190ZM202 245H200V246H202ZM37 246V247H36ZM98 246H100L99 247V249L97 248ZM105 247V249L104 248H101V247ZM138 246V247H137ZM204 246V245H203ZM222 246H224V247H222ZM253 246V247H252ZM48 247V248H47ZM221 247H222V250H221ZM232 247V248H233ZM9 248H10V251H9ZM15 248L18 250V252H17V250H15ZM35 248V249H34ZM37 248H38V250H37ZM43 250H42V249ZM47 250H46V249ZM75 248L76 247H74V250H73V252L74 253H72V254H74L75 256L73 257L72 255H70V256H72V257H69V258H72V260H74L73 261V263L75 264H78V262L80 263V264H85L86 263V261L87 262H89L88 261V257L85 259L83 256H84V254H86L84 251H83V255H82V253H81V255L79 254L78 255V253L76 252V250H75ZM145 248H146V250H145ZM224 248V249H223ZM225 248H226V250L228 251V253H227V251L225 250ZM14 249V250H13ZM52 249V250H51ZM13 250V251H12ZM23 250L25 251H27L26 253V255H25V253H23ZM52 251V252H49V251ZM97 250V251H96ZM99 250V251H98ZM102 250V251H103ZM110 250V249H109ZM108 250V251H109ZM140 250V249H139ZM142 250H141V253H142ZM153 250H154V252H153ZM232 250V251H231ZM7 251L8 252H10L14 257H15V259L14 260H12L13 259V256L10 254H7ZM43 251V252H42ZM101 251V252H102ZM106 251H107V249H106ZM106 251H103V252H106ZM112 251V250H111ZM157 251V252H156ZM196 251H198V250H196ZM232 253H231V252ZM261 251H262V253H261ZM15 254H14V253ZM36 254H35V253ZM39 252V253H38ZM6 253V254H5ZM33 253V254H32ZM51 253V254H50ZM109 254H111L112 256H113V253H110V251L108 252ZM261 253V254H260ZM17 254V255H16ZM41 254V255H40ZM44 254H45V258L44 259H42L41 260V257L43 258V256H44ZM52 254H54V255H52ZM60 254V253H59ZM58 254V255H59ZM168 254H170L171 256L170 257H168L169 255ZM258 254H259V256H258ZM4 255V256H3ZM19 255V256H18ZM22 255V256H21ZM159 255H161L162 257L164 256L165 258H162L161 256H159ZM167 255V256H166ZM174 255V254H173ZM1 256H3L4 257V260H2L1 259ZM17 256V257H16ZM35 258H34V257ZM39 256H41V257H39ZM82 258H81V257ZM263 258H262V257ZM7 257V258H6ZM27 257V258H26ZM32 257V258H31ZM36 257L37 258H39L40 259V261H39V259L37 260L36 259ZM77 257V258H76ZM79 257H80V260L81 261H79L78 259H79ZM86 257V256H85ZM159 259V261H157L158 259ZM22 258V260H20ZM32 259V260H29L28 261V259ZM34 258V259H33ZM55 258V259H54ZM56 258H58V261H54V260H56ZM76 258V259H75ZM117 258V259H116ZM191 258V259H190ZM51 259H53V260H51ZM84 259V260H83ZM113 259V258H112ZM111 259V260H112ZM114 261L115 262H112L111 260H109V261H105V264H116V260L118 261V257H115V255H114ZM258 259H259V261H258ZM18 260H20V261H18ZM75 260H78V262H76ZM86 260V261H85ZM160 260H162V261H164V260H166V261H164V262H162V261H160ZM3 261V262H2ZM9 261V262H10ZM16 261V262H15ZM32 261V262H31ZM38 261V262H37ZM43 261V262H42ZM55 263H54V262ZM83 261V262H82ZM84 261H85V263H84ZM153 261H151V263L153 262ZM157 261V262H156ZM261 261V262H260ZM12 262V264H14ZM36 262V263H35ZM90 262H91V260H90ZM93 262V261H92ZM89 263V264H100V263H102V262H100V261H95V262H93V263ZM106 262H108V263H106ZM110 262H112V263H110ZM156 262V263H155ZM58 263V264H59ZM136 263V262H135ZM135 263H133V264H135ZM138 263H140V262H138ZM147 264L145 261L143 262H141L140 264ZM149 264H151L150 262H148ZM187 264H189L188 262H186ZM6 264H8V263H6ZM10 264V263H9ZM63 264V263H62ZM70 264H72V262L70 263ZM87 264V263H86ZM137 264V263H136ZM171 264V263H170Z\"/></svg>",
	"mask_w": 264,
	"mask_h": 264
}]
</instances>
